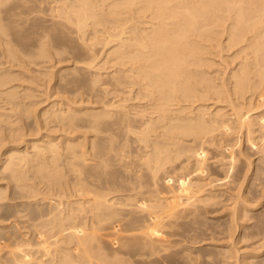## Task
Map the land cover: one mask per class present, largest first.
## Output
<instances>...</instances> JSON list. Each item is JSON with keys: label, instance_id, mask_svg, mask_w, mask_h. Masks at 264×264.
<instances>
[{"label": "bare ground", "instance_id": "bare-ground-1", "mask_svg": "<svg viewBox=\"0 0 264 264\" xmlns=\"http://www.w3.org/2000/svg\"><path fill=\"white\" fill-rule=\"evenodd\" d=\"M1 1V0H0ZM58 1V0H57ZM3 2V1H2ZM43 2V1H42ZM61 2V0H60ZM1 3V2H0ZM4 3V2H3ZM56 3V2H55ZM36 4V3H35ZM34 4V6H36ZM53 4V3H52ZM59 4V3H58ZM61 4V3H60ZM62 6L58 7L55 12L56 14H52L57 16V19L61 20V23H58V25H60V28L62 27H66V31H68L69 28L74 27V29H70L68 31L67 34H76V38L77 36L79 37L78 43L79 41L81 43H77L79 46L81 44H84L82 47L84 49H86V52L89 51L87 54H92L93 52H97L98 50L93 51L94 48H96V44L97 45H101L104 49H107L109 47V52H107L106 54L108 55V57L113 56L112 59L113 60L112 63L115 64V62L117 63L115 66H119V70L116 71V76H118L120 73V77H115L113 76L112 80H114V84L116 83V87L118 86H123V87H129L132 89L134 87H136V96L137 99H150V101H153L152 105V111L153 114L155 113L157 115V118L153 117V119H150L147 121V123H145V130L141 132V136L139 137L140 141L142 142H149V140L147 138H144V136H148V138H150L147 133H154L156 131H159V129L162 128V133L163 134H159L162 135L163 137L165 136L164 141L162 140V142H158V140H156L157 142L153 143V148L151 149L152 151V155L149 156L147 159H143L146 160V162L144 163V167H147L146 169H148L149 171V175L152 179H156L158 178V174H160V172L162 170H164L165 173V168L167 167L168 164H170L171 162H178V160H180L184 155H188V157H193L192 159L195 158L196 160V165L193 164V169L196 166V172L194 169V175L195 173H198L197 171H199V173L201 172V170L204 169L205 165H206V161H204L206 159V157L208 156L207 151L205 149L206 146V141L204 142L203 139L202 141L205 143L202 144L198 149L194 148V145L190 144L188 146L187 143L183 144V142L181 143L180 139L181 136H186L189 137L188 135L190 134V136H197V138L199 137H204V140L206 139V137H210L208 136L209 134H213L215 132V134L217 135V132H221V133H225L224 136H226L227 134H231L234 132V134H241V133H246L247 137H251V135H253V133L255 131H252L254 129V125L251 119L252 114L250 115V112L254 109L252 108V104H246L245 101L248 99V94L250 93L251 96H253L254 94H257L256 96H258L259 101H261V103L264 102V0H67L64 1L62 0ZM22 5V4H20ZM26 6V5H25ZM18 7V5H17ZM16 8V7H15ZM20 8V7H19ZM30 8V6H29ZM56 8V7H55ZM105 8H109L108 10ZM129 9H133V13L130 14L135 15L138 12L142 14H145V16H148L150 18V21H142L140 24L143 26L141 27L140 24H135L133 27L129 26V22L130 20H132L131 18H133V16L128 17L130 10ZM42 11V10H41ZM50 11V9H49ZM108 11V12H105ZM126 11H129L127 13V15L125 14ZM28 12V11H26ZM40 12V10H39ZM53 12V11H50ZM125 12V13H124ZM135 12V13H134ZM23 13V12H22ZM32 13V12H31ZM107 13V14H104ZM126 15L124 18H119L118 16L120 14ZM138 13V15H139ZM27 14V13H26ZM116 15V17H115ZM11 16V15H10ZM53 16V17H55ZM100 16H103L102 18H100ZM142 16V15H141ZM13 17V16H12ZM37 17V16H36ZM112 17V18H111ZM118 17V19H117ZM127 17V18H126ZM111 18V19H110ZM45 19V18H44ZM54 19V18H53ZM120 19V20H119ZM125 19V20H124ZM31 20V19H30ZM46 20V19H45ZM135 20V19H134ZM33 21V20H32ZM133 21V20H132ZM131 21V22H132ZM38 22V21H37ZM89 22H93L95 23L96 27L99 28L100 26H107V24L110 26H108L109 29H107L106 32V36L105 34H103V32H101L105 37L101 38H95V36H91V38L87 37V30L88 28H90V23ZM134 22V21H133ZM228 22H230L229 26H225V24H227ZM13 23V22H12ZM34 23V22H33ZM48 23V22H47ZM137 23V22H135ZM36 24V22H35ZM44 24V22H43ZM134 24V23H133ZM149 24V26H148ZM4 25V24H3ZM14 25V24H13ZM30 25V23H29ZM90 25V26H89ZM126 25V26H125ZM213 25V26H212ZM33 26V25H32ZM43 26V25H41ZM48 26V25H47ZM62 26V27H61ZM215 26V27H214ZM16 27V26H15ZM51 27V26H50ZM57 27V26H56ZM96 27H93L94 29H97ZM213 27V28H212ZM13 28V27H12ZM36 28L40 29L39 33H35L38 34L36 35L37 37L42 33L40 27H32L30 28L31 30L34 29L36 30ZM64 28H62L64 30ZM46 29V28H45ZM44 29V30H45ZM48 29V28H47ZM53 29V28H52ZM87 29V30H86ZM14 30V29H13ZM12 30V31H13ZM19 30V29H18ZM49 30V29H48ZM45 30V31H48ZM0 37L1 34L5 35L6 37L8 36V30H5V28L1 27L0 25ZM33 31V30H32ZM31 31V32H32ZM44 31L43 34H45L46 32ZM90 31V30H89ZM114 31V32H112ZM10 32V31H9ZM26 32V31H25ZM29 32V34L31 33ZM41 32V33H40ZM51 32V31H50ZM92 32V30L90 31V33ZM227 32L228 34V40L230 42H232L234 47H238L240 48L239 54L241 56V54L244 55V57L242 58L243 61L239 64L240 66L238 67L237 71L235 72V70L233 72L234 75V82H233V88L231 90L227 89L226 86L224 84L226 83H222L221 82V86L220 84H216L214 81V77L211 78L209 75V73L207 72V70L205 69L206 67H208L210 64L209 59L206 57L207 54L210 53V50L214 48V44L216 42L219 41L218 37L220 36L219 34H223ZM15 33V32H13ZM48 33V32H47ZM57 33V32H56ZM97 33L100 35V31H97ZM97 33H94L97 34ZM34 34V33H32ZM31 34V35H32ZM42 34V35H43ZM61 34V33H60ZM16 35V34H15ZM91 35V34H90ZM89 35V36H90ZM11 36V35H10ZM26 36V35H25ZM41 36V35H40ZM48 36V35H47ZM46 36V37H47ZM56 36V35H55ZM3 37V36H2ZM32 37V36H31ZM43 37V36H41ZM49 37V36H48ZM68 37V36H67ZM66 37V39H67ZM72 37V36H71ZM94 40V43L92 44H88L89 40L86 39H90V43L91 40ZM22 38V37H21ZM26 38V37H25ZM51 38V35H50ZM17 39V38H16ZM30 39V38H28ZM34 39V38H33ZM41 38L40 40V45H39V51L34 55L36 58H45L47 57L50 53V51L48 52L47 50V43L45 39ZM48 39V38H47ZM54 39V38H53ZM52 39V40H53ZM69 39V38H68ZM67 39V40H68ZM4 43L7 42L5 41V39H3ZM20 40V39H18ZM31 40V39H30ZM35 40V39H34ZM92 40V42H93ZM12 41V40H11ZM9 41V42H11ZM39 41V40H38ZM51 41V40H50ZM49 41V42H50ZM96 41V42H95ZM18 42V41H17ZM34 42V41H31ZM69 42V41H68ZM67 42V44H68ZM71 42V41H70ZM74 42V41H72ZM83 42V43H82ZM86 42V43H85ZM102 42V43H101ZM215 42V43H214ZM222 42V41H221ZM13 43V42H12ZM27 43V42H26ZM25 43V44H26ZM52 43H54L52 41ZM101 43V44H98ZM228 43V42H227ZM57 44V43H56ZM74 44V43H73ZM88 44V45H87ZM221 44V43H217ZM231 43H229L228 45H230ZM5 45V44H4ZM5 45V46H6ZM66 45V43H65ZM112 45H115L114 47L110 48ZM9 46V44L7 45ZM12 46V45H10ZM23 46V45H22ZM38 46V45H37ZM50 46V45H49ZM68 46V45H66ZM95 46V47H94ZM221 46V45H220ZM219 45L215 47L219 48ZM226 46V45H225ZM2 47V45L0 46ZM18 47V45H17ZM21 47V46H20ZM53 47V46H51ZM70 47V44L69 46ZM72 47V46H71ZM70 47V49H71ZM230 47L231 46H227ZM11 47L6 48L8 49L10 52ZM15 50V47H13ZM25 48V47H24ZM56 48V47H55ZM59 48V47H58ZM72 48H75L72 47ZM78 48V47H77ZM77 48H75L74 50L78 51ZM83 48H78V49H83ZM101 48V47H100ZM102 48V51H103ZM232 48V47H231ZM3 49V48H2ZM12 49V48H11ZM38 49V48H37ZM54 49V48H53ZM52 49V50H53ZM83 49V51H85ZM88 49V50H87ZM221 49V48H220ZM5 50V49H4ZM13 50V49H12ZM66 50V49H65ZM72 50V49H71ZM107 50V51H108ZM217 50V49H216ZM233 50V49H232ZM17 51V50H15ZM20 51V50H18ZM17 51V52H18ZM57 52H54L55 55L59 52L58 50H56ZM82 51V52H83ZM100 51V50H99ZM98 51V53H99ZM14 51H12L9 54L14 55L13 53ZM26 52V51H24ZM29 52V51H28ZM53 52V51H52ZM71 52H74L73 50ZM80 52V53H82ZM105 52V51H103ZM213 52V51H212ZM49 53V54H48ZM61 53V52H60ZM66 53L69 54L68 51H66ZM84 53V52H83ZM102 52H100L99 55H101ZM221 53V52H220ZM223 53V51H222ZM7 54V53H5ZM23 54V53H22ZM77 54V53H76ZM103 54V53H102ZM211 54V53H210ZM234 54V53H233ZM238 54V56H239ZM21 55V54H20ZM26 55V54H25ZM63 55V54H62ZM66 55V54H65ZM82 55V54H81ZM98 55V54H97ZM98 55V56H99ZM106 55V57H107ZM236 55V54H235ZM17 56V55H16ZM54 56V55H53ZM88 56V55H87ZM103 56V55H102ZM216 56V55H215ZM218 56V55H217ZM3 57V55H2ZM14 57V56H13ZM12 57V58H13ZM25 57V56H24ZM30 57V56H29ZM34 57V58H35ZM67 57V56H66ZM69 57V56H68ZM67 57V59H68ZM77 57V56H75ZM83 57V55H82ZM90 59V61H94L96 58V54H92L88 56ZM107 57V58H108ZM210 57V56H209ZM236 57V56H235ZM9 58V55H8ZM55 57H53L52 59L54 60ZM62 58V57H61ZM60 58V59H61ZM65 58V57H64ZM78 58V57H77ZM81 58V57H80ZM217 58V57H216ZM237 58V57H236ZM239 58V57H238ZM11 59V58H10ZM14 59V58H13ZM18 59V58H17ZM57 59V56H56ZM59 59V60H60ZM109 59V60H112ZM240 59V58H239ZM12 60V59H11ZM22 60V59H21ZM20 60V61H21ZM26 60V59H25ZM58 60V61H59ZM65 60V59H64ZM82 60V59H81ZM87 60V59H86ZM86 60H82V62L85 63ZM106 60V59H105ZM212 60V59H211ZM236 60V59H235ZM9 61V60H8ZM14 61V60H13ZM13 61L8 62L13 63ZM16 61V60H15ZM14 61V63H15ZM34 61V60H33ZM52 61V60H51ZM61 61V60H60ZM71 60H69L70 62ZM74 61V59H73ZM72 61V62H73ZM209 61V62H208ZM6 62V61H5ZM39 62V60H38ZM41 62V61H40ZM68 62V61H67ZM79 61H76V63ZM102 62V61H101ZM108 62V61H107ZM7 63V64H8ZM17 63V61H16ZM19 63V62H18ZM21 63V62H20ZM27 63V62H26ZM43 63V61H42ZM58 63V62H57ZM60 63V62H59ZM75 63V64H76ZM41 64V63H40ZM86 64V63H85ZM89 64V63H88ZM86 64V65H88ZM92 64L93 68V63L90 62V66ZM229 64V63H228ZM1 65V64H0ZM11 65V64H10ZM15 65V64H14ZM25 65V64H24ZM28 65V64H27ZM81 65V64H79ZM227 65V64H226ZM41 66V65H40ZM49 66V65H48ZM232 66V65H231ZM3 67V66H2ZM10 67V66H9ZM12 67V65H11ZM22 66L18 65V68ZM26 67V66H25ZM31 66H27V68H29ZM38 67V66H36ZM47 67V66H46ZM228 67H230L228 65ZM34 68V67H33ZM39 68V67H38ZM37 68V69H38ZM90 68V67H89ZM88 68V69H89ZM226 68V67H225ZM237 68V67H236ZM11 69V68H10ZM98 69V68H97ZM96 69V70H97ZM100 69V67H99ZM115 69V68H114ZM3 70V69H2ZM9 70V69H8ZM75 70V69H74ZM86 70V69H85ZM95 70V69H94ZM95 70V72H96ZM102 71V69H100ZM107 70V69H106ZM116 70V69H115ZM1 71V70H0ZM33 71V69L31 70ZM30 71V72H31ZM41 71V70H40ZM47 71V70H46ZM119 71V72H118ZM210 71V68H209ZM3 72V71H2ZM6 72V71H5ZM4 72V73H5ZM29 72V71H27ZM39 72V70H38ZM43 72V71H42ZM40 72V73H42ZM49 72V71H47ZM69 72V71H68ZM92 72V71H91ZM100 72V71H99ZM8 73V72H7ZM15 73V72H14ZM19 73V72H18ZM25 73V72H24ZM35 73V72H34ZM46 73V72H44ZM64 73V72H63ZM62 73V74H63ZM98 73V72H97ZM214 73V72H213ZM33 74V73H32ZM31 74V75H32ZM60 73V75H62ZM79 74V73H78ZM88 74V73H87ZM91 74V73H90ZM94 74V73H93ZM34 75V74H33ZM44 75V74H42ZM225 75V74H224ZM252 75H254L256 77V79H254L252 77ZM10 76L12 75H6L5 74H0V94L1 96L6 95L8 98L13 96V92H8L5 93V91H3V89L8 86L9 82H10ZM18 76V75H17ZM46 76L47 73H46ZM93 76V75H92ZM96 76V75H95ZM16 77V76H14ZM103 77V76H102ZM112 77V76H111ZM115 77V79H114ZM40 78V77H39ZM95 78V77H94ZM13 79V77L11 78V80ZM18 79V78H17ZM20 79V78H19ZM34 79V78H33ZM93 79V78H92ZM96 79V78H95ZM100 79V78H99ZM217 79V78H216ZM32 80V79H30ZM101 80V79H100ZM110 80V79H109ZM232 80V79H231ZM18 81V80H17ZM79 81V80H78ZM83 81V80H81ZM79 81V82H81ZM88 81V80H87ZM221 81V80H220ZM225 81V80H224ZM22 82V81H21ZM78 82V84H80ZM85 82V81H84ZM91 82V81H90ZM95 82V81H93ZM226 82V81H225ZM99 83V82H98ZM60 84V83H59ZM94 84V83H93ZM223 84V85H222ZM229 84V82H228ZM22 85V84H21ZM81 85V84H80ZM79 85V86H80ZM91 85V84H90ZM89 85V87L91 88V86ZM232 85V84H231ZM59 86V85H58ZM82 86V85H81ZM106 86V85H105ZM4 87V88H3ZM62 88V85L60 86ZM59 87V88H60ZM86 87V86H85ZM88 87V86H87ZM99 87V86H97ZM103 87V85H102ZM13 88V87H12ZM76 88V87H75ZM2 89V90H1ZM17 89V88H16ZM15 89V90H16ZM66 89V88H65ZM70 89V88H69ZM84 89V88H82ZM81 89V90H82ZM93 89V88H92ZM103 89V88H102ZM118 89V88H117ZM116 89V90H117ZM124 89V88H122ZM9 90V89H8ZM86 90V89H85ZM84 90V91H85ZM97 90V88H96ZM129 90V89H127ZM60 91V90H59ZM95 91V90H94ZM100 91V90H99ZM125 91V90H124ZM213 91V92H212ZM215 91V92H214ZM107 92V91H106ZM126 92V91H125ZM212 92L213 96H215L216 94H219L218 97H221L222 95L224 96V94L227 97L232 98L236 97L237 103L232 105L233 109L231 108V110H233L232 112V116L233 118H225V115L219 114V112L217 113V115H211L213 117H208L209 121L205 119V115H209L206 112V114H203L202 110L199 111V109L195 110L199 111L198 113L194 114L195 116L197 115V118H193L191 119L189 122L187 120L188 125L185 126V124H179L181 126L184 127H179V125L176 126L177 123H174L175 119H178L179 116L180 118H182L180 115L181 112H183V108L186 110L185 107L183 106H178V104L180 105L182 102L186 101V103L188 101H193L192 103H196L194 100H197L196 98L198 97L201 99H207V97H212L210 96V93ZM4 93V95H3ZM65 93V92H64ZM69 93V92H68ZM67 93V94H68ZM76 93V92H75ZM81 93V92H80ZM88 93V92H87ZM90 93V92H89ZM102 93V92H101ZM70 94V93H69ZM73 94V92H72ZM121 94V93H120ZM133 94V93H132ZM215 94V95H214ZM17 95V92H16ZM113 95V93L111 94ZM116 95V94H115ZM119 95V94H118ZM221 95V96H220ZM15 96V93H14ZM77 96V95H76ZM110 96V95H109ZM255 96V95H254ZM253 96V97H254ZM6 97V98H7ZM22 97V96H21ZM75 97V95H74ZM102 97V96H101ZM129 97V94H128ZM208 97V99H210ZM5 98V97H4ZM5 98V100H6ZM28 98V97H26ZM71 98V97H70ZM69 98V99H70ZM73 98V97H72ZM71 98V99H72ZM127 98V97H126ZM225 98V97H223ZM1 99V97H0ZM77 99V97H76ZM107 99V98H106ZM109 99V98H108ZM130 99V98H129ZM136 99V100H137ZM205 99V100H206ZM218 99V98H217ZM221 99V98H220ZM250 98L248 101L251 102ZM4 100V99H3ZM18 100V99H17ZM73 100V99H72ZM75 100V98H74ZM197 100V101H198ZM216 100V99H215ZM226 100V99H225ZM230 102H233V100L231 101V99H229ZM6 101H9L6 100ZM11 101V100H10ZM14 101V100H12ZM23 101V100H22ZM82 101V100H81ZM80 101V102H81ZM94 101V100H93ZM123 101V100H122ZM135 101V100H134ZM139 101V100H138ZM137 101V102H138ZM201 101V100H200ZM219 101V99H218ZM217 101V102H218ZM228 101V100H227ZM247 101V102H248ZM258 101V102H259ZM79 102V103H80ZM126 102V101H125ZM216 102V101H213ZM223 102V101H222ZM221 102V103H222ZM6 103V102H5ZM11 103V102H10ZM94 103V102H93ZM111 103V102H110ZM113 103V102H112ZM121 103V102H120ZM134 103V102H133ZM149 103V102H148ZM177 103L176 107V112L177 114H174L173 111L175 112V110H173V107H175ZM207 103V102H205ZM219 103V102H218ZM3 104V102H2ZM13 104V103H12ZM15 104V103H14ZM71 104V103H70ZM91 104V103H90ZM95 104V103H94ZM105 104V103H104ZM103 104V105H104ZM114 104V103H113ZM132 104V103H131ZM130 104V105H131ZM143 104V103H142ZM197 104V103H196ZM216 104V103H215ZM220 104V103H219ZM246 104V105H245ZM257 104V103H256ZM8 105V104H7ZM64 105V104H63ZM74 105V104H73ZM76 105V104H75ZM116 105V104H115ZM129 105V106H130ZM195 105V104H194ZM199 105V104H198ZM264 105V104H263ZM5 106V104H4ZM95 106V105H94ZM112 106V105H111ZM117 106V105H116ZM115 106V108H116ZM121 106V104L119 105V107ZM135 106V105H134ZM193 106V105H192ZM248 108L246 109L247 107ZM262 106V105H260ZM14 107V106H13ZM21 107V106H20ZM25 107V106H24ZM107 107V106H106ZM138 107V106H137ZM190 107V106H188ZM187 107V108H188ZM246 107V108H245ZM17 108V107H16ZM29 108V107H28ZM68 108V107H67ZM111 108V107H110ZM121 108V107H120ZM198 108V107H197ZM200 108V107H199ZM213 108V106H212ZM219 108V107H218ZM244 108L246 111H244ZM259 108V107H258ZM4 109V108H2ZM1 109V110H2ZM6 109V108H5ZM11 109V108H10ZM24 109V108H23ZM58 109V108H57ZM69 109V108H68ZM89 109V108H88ZM125 108H123L122 110H124ZM128 109V108H127ZM141 109V108H140ZM194 109V108H193ZM193 109L191 112H193ZM202 109V108H200ZM204 109V108H203ZM260 109H262L260 107ZM25 110V109H24ZM30 110V108H29ZM51 110V109H50ZM56 110V109H55ZM102 110V109H101ZM100 110V111H101ZM105 110V109H104ZM109 110V109H108ZM117 110V109H116ZM150 110V112H151ZM8 111V109H7ZM10 111V110H9ZM8 111V112H9ZM12 111V110H11ZM15 111V110H14ZM52 111V110H51ZM83 111V110H82ZM111 111V109H110ZM144 111V110H143ZM25 112H29V111H25ZM72 112V111H71ZM90 112V110H89ZM88 112V113H89ZM107 112V111H106ZM126 112V111H123ZM128 112V111H127ZM126 112V114H124V116H121V121H119V125L120 128L122 129V125L125 128V130L130 131L131 124L129 122L130 118L128 113ZM135 112V111H134ZM133 112V113H134ZM186 112V111H185ZM190 112V113H191ZM196 112V111H194ZM7 113V112H6ZM50 113V112H48ZM54 113V111H53ZM61 113V112H60ZM63 113V112H62ZM69 113V112H68ZM67 113V116H70ZM74 113V112H73ZM77 113V112H76ZM87 113V111L85 112ZM110 113V112H109ZM113 112H111L112 115ZM117 113V112H115ZM172 113V114H171ZM189 112L187 114H190ZM216 113V112H215ZM222 113V110H221ZM261 113V112H260ZM9 114V113H8ZM33 114V113H32ZM55 114V113H54ZM52 114V115H54ZM147 114V113H146ZM152 114V113H151ZM149 114V115H151ZM182 114V113H181ZM28 115V114H27ZM30 115V114H29ZM58 115V114H55ZM54 115V116H55ZM62 115V114H61ZM66 114H63V116L65 117ZM76 115V114H75ZM87 115V114H85ZM105 115V114H104ZM116 114H114L115 117ZM118 115V114H117ZM121 115V114H120ZM131 115V114H130ZM135 115V114H134ZM140 115V114H139ZM144 115V114H143ZM174 115V116H173ZM191 115V114H190ZM193 115V114H192ZM2 116V114H1ZM7 116V115H6ZM17 116V115H16ZM62 116V117H63ZM78 116V114H77ZM80 116V115H79ZM89 116V115H87ZM98 116V115H97ZM106 116V115H105ZM176 116V117H175ZM228 116V115H226ZM257 116V115H256ZM262 116V115H261ZM3 117V116H2ZM0 117V118H2ZM15 117V116H14ZM19 117V116H18ZM59 117V116H58ZM57 117V118H58ZM63 117V118H64ZM95 117V116H94ZM112 117V116H110ZM113 117V118H114ZM138 117V116H136ZM143 117V116H142ZM189 117V115H188ZM253 117V116H252ZM255 117V116H254ZM6 118V117H5ZM47 118V117H46ZM52 118V117H51ZM56 118V117H55ZM67 118V117H66ZM72 118V119H71ZM68 117V119L70 120H74L73 117ZM91 118V116H90ZM116 118V117H115ZM123 118V119H122ZM135 118V117H134ZM155 118V119H154ZM175 118V119H174ZM179 118V119H180ZM9 119H11L9 117ZM13 119V118H12ZM61 119V118H60ZM65 119V118H64ZM77 119V118H76ZM80 119V118H79ZM78 119V120H79ZM85 119V118H84ZM87 119V118H86ZM96 127L98 126V123L100 125L101 121H103V117L98 116V118L96 117ZM120 119V118H119ZM178 119V120H179ZM184 119V118H183ZM183 119H180L179 122ZM189 119V118H188ZM254 119V118H253ZM260 119V118H259ZM58 120V119H55ZM62 120V119H61ZM70 120V121H71ZM105 120V119H104ZM109 120V118H108ZM111 120V119H110ZM134 120V119H133ZM173 120L171 124V121ZM255 120V119H254ZM257 120V119H256ZM255 120V121H256ZM262 120V119H261ZM5 121V120H4ZM68 121V120H67ZM71 121V123H72ZM75 121V120H74ZM73 121V122H74ZM82 121V119H81ZM90 121V120H89ZM88 121V122H89ZM92 121V120H91ZM90 121V122H91ZM131 121V120H130ZM260 120H258L259 122ZM17 122V121H16ZM56 122V121H54ZM60 122V121H59ZM66 122V121H65ZM69 122V121H68ZM79 122V121H78ZM85 122V121H84ZM115 122H117V120H115ZM139 122V121H138ZM141 122V121H140ZM170 122V123H169ZM177 122V121H176ZM185 121H182V123H184ZM258 122H254L258 123ZM262 123H258V125H261L262 127L258 129V131L262 134H260L263 138H264V134L262 132H264V119L261 121ZM8 123V122H7ZM61 123V122H60ZM64 123V122H63ZM67 123V122H66ZM64 123V124H66ZM69 122L68 125L71 124ZM77 123V122H76ZM112 123H114L112 121ZM118 123H115L118 126ZM181 123V122H180ZM5 124V123H4ZM62 124V123H61ZM91 124V123H90ZM89 124V125H90ZM113 124V126L115 125ZM147 124V125H146ZM76 124L73 123L72 126H74ZM93 125V124H92ZM103 125V124H102ZM115 125V126H116ZM170 125V127H168ZM173 128H172V126ZM257 125V124H256ZM257 125V126H258ZM9 126V125H8ZM13 126V125H12ZM65 126V125H64ZM70 126V127H72ZM88 126V124H87ZM112 126V125H111ZM112 126V127H113ZM135 126V125H134ZM138 126V125H136ZM147 126V127H146ZM3 127V125H2ZM7 127V126H6ZM14 127V126H13ZM75 127V126H74ZM73 127V128H74ZM95 127V126H94ZM93 127V128H94ZM106 127V126H105ZM104 127V128H105ZM253 127V129H252ZM256 127V126H255ZM76 128V127H75ZM82 128V127H81ZM84 128V127H83ZM108 128V127H107ZM111 128V127H110ZM109 128V131H110ZM117 128V127H116ZM115 128V130H116ZM142 128V127H141ZM171 128V129H170ZM6 129V128H5ZM69 129V128H68ZM67 129V130H68ZM77 129V128H76ZM80 129V128H79ZM96 129V128H95ZM101 129V128H100ZM113 129V128H111ZM134 129V128H133ZM164 129L166 131H164ZM17 130V129H16ZM22 130V129H21ZM66 130V131H67ZM78 130V129H77ZM89 131L91 130L90 128L88 129ZM97 130V129H96ZM107 130V129H106ZM114 130V129H113ZM112 130V131H113ZM124 130V129H123ZM138 130V129H137ZM12 131V130H11ZM73 131V130H72ZM95 131V130H94ZM99 131V130H98ZM97 131V133H98ZM104 131V130H103ZM102 131V132H103ZM117 131V130H116ZM119 131V130H118ZM132 131V129H131ZM130 131V132H131ZM139 131H141V129H139ZM258 131H256L257 133H259ZM262 131V132H261ZM23 132V131H22ZM21 132V133H22ZM101 132V131H99ZM136 132V131H134ZM255 132V133H256ZM12 136H15V134ZM18 133V132H17ZM20 133V131H19ZM18 133V134H19ZM20 133V134H21ZM68 133V132H67ZM96 133V132H95ZM107 133V131H106ZM121 133V130H120ZM123 133V132H122ZM133 133V131L131 132ZM152 133V134H153ZM157 133V132H156ZM161 133V131L159 132ZM221 133H218L220 135H223ZM3 134V133H2ZM1 134V135H2ZM85 134V133H84ZM83 134V135H84ZM87 134V131H86ZM90 134V133H89ZM116 134V133H115ZM136 134V133H135ZM138 134V132H137ZM151 134V135H152ZM233 134V135H234ZM236 134V135H237ZM0 135V136H1ZM10 135V134H9ZM70 135V134H69ZM72 135V134H71ZM118 135V134H116ZM125 135V133H124ZM134 135V134H133ZM154 135H156L154 133ZM157 134V136L160 138ZM167 135V137H166ZM215 135V137H217ZM3 136V135H2ZM6 136V135H5ZM21 136V135H19ZM23 136V135H22ZM21 136V137H22ZM85 136V135H84ZM100 136V134H99ZM104 136V135H103ZM107 136V135H106ZM135 136V135H134ZM213 137V135H212ZM212 137H210L211 139H213ZM214 137V140L216 139ZM223 137V136H222ZM228 137V136H226ZM232 137V136H231ZM87 138V137H86ZM101 138V137H100ZM106 138V137H105ZM154 138V137H153ZM185 138V137H184ZM183 138V139H184ZM196 138V137H194ZM241 138V137H240ZM262 138V140H263ZM94 139V138H92ZM96 139V137H95ZM99 140V138H97ZM96 139V140H97ZM108 139V137L106 138ZM110 139H112L110 137ZM138 139V137H137ZM156 139V138H155ZM187 139V138H186ZM201 140V138H199ZM225 139V138H224ZM228 139V138H227ZM235 139V138H234ZM252 139L248 138L247 140ZM254 139V138H253ZM1 140V139H0ZM16 140V139H14ZM77 140V139H76ZM109 140V139H108ZM126 140V139H125ZM133 140V138H132ZM138 140V141H139ZM146 140V141H145ZM167 140V142H166ZM209 140V139H208ZM218 139L216 140V142H218ZM221 140V139H220ZM237 140V139H236ZM259 140V139H257ZM4 141V140H3ZM13 141V140H12ZM51 141V140H49ZM54 141V140H53ZM92 141V140H91ZM104 141V139H103ZM102 140L97 142V143H92L94 144L93 146L95 148L92 147L93 150H96L94 152L95 157H98V159L102 161V163L104 162V164L106 163L107 160V153L109 154L110 149L113 147L112 144L106 145V142L104 143ZM112 141H114L112 139ZM128 141V140H127ZM185 142V139L183 140ZM200 141V142H202ZM222 141V140H221ZM17 142V141H16ZM40 142V141H39ZM52 142V141H51ZM57 142V140L55 141ZM72 142V141H71ZM95 142V140H94ZM122 142V141H121ZM209 142V141H207ZM220 142V141H219ZM252 142V141H251ZM37 143V142H35ZM47 143V142H46ZM54 143V142H52ZM70 143V142H69ZM74 143V142H73ZM82 143V142H80ZM108 143H111L110 141ZM114 143V142H113ZM117 143V142H116ZM193 143V142H192ZM197 143V142H196ZM231 143V142H230ZM255 143V142H254ZM39 144V143H38ZM37 144V145H38ZM43 144V143H41ZM49 144V146L47 145L46 148H50L47 149L48 152H51L53 155L49 160H51L48 163H52L54 166H51L47 163L46 164L40 162V164H44L43 167H39V170H37V175L38 177H44V178H49L51 180H53L54 182L57 181L56 184L58 187L62 184V178L64 177V180L67 182L66 178L62 172L64 169H62L61 172V167H59V165L61 166V159H62V154H60L56 145L51 144L50 142L47 143ZM60 144V143H59ZM68 144V143H67ZM79 144V143H78ZM77 144V145H78ZM83 144V143H82ZM91 144V145H92ZM135 144V143H134ZM138 144V143H137ZM148 144V143H147ZM146 143L143 144L142 148L145 145L146 148ZM187 144V145H186ZM198 144V143H197ZM201 144V143H200ZM211 144H216L213 143L211 141ZM220 144V143H219ZM223 144V142H222ZM236 144V143H235ZM238 144V143H237ZM250 144V143H249ZM264 144V143H263ZM45 145V144H44ZM58 145V144H57ZM75 145V144H74ZM119 145V144H118ZM217 145V144H216ZM215 145V146H216ZM33 146V145H32ZM36 146V144H35ZM42 146V145H41ZM68 146H70L68 144ZM73 146V145H72ZM79 146V145H78ZM81 146V145H80ZM84 146V145H83ZM82 146V147H83ZM112 146V147H111ZM134 146V145H133ZM137 146V145H136ZM140 146V145H139ZM150 146V145H149ZM209 146V145H208ZM214 146V145H213ZM237 146V145H236ZM259 146V145H258ZM44 147V146H43ZM56 147V148H55ZM74 148H69L66 151V158L64 160H67L65 162L70 163L69 167H74V168H70V172H72L73 170V177L75 174V179L73 178L72 181L73 183H71V185L75 183V185L73 186V190L76 191V194H79V199H76L73 203L74 205L69 207V210H66L64 206H62L63 201L59 198L60 201H52L49 203L50 206H48V208L43 209L42 211H32V214H34V216L32 217V220L34 223L30 224L29 228L32 229V227L36 230V234L32 236L37 238H33L35 239V241H32L31 238H28V232L31 230H28L26 232H19V230L17 231V233L11 231L10 230H3V233L0 231V238L3 239L4 242V246L0 245V264H130V263H134V264H159L158 263V259L160 254H161V250H162V245L166 244L165 242H163V236L162 234L167 235L168 236H173L172 232H168L167 230H171V228H175L176 226H178L181 223L179 222V219L184 218V208L180 205H182V198H181V194L182 191H184V193L186 195H188V193H190L191 191L193 192V188H190L192 185H190V183H183L184 178L182 181L183 186L186 184L190 185V187L188 186V188L186 187H182L184 189H190V192H185L186 190H182L181 188V192L179 191V193H173V191H168L171 194L173 193V195L171 196V198H164L166 200L164 203L161 202V204H150V202L153 200L152 196V200L149 202L146 200V198H144V200L142 199V202L137 203L136 199L137 196H135L136 198L134 199V202L136 201V206H137V211H133L134 212H128L126 214H123L116 206V204L114 203L115 201H113L112 199H109L108 197L111 196L109 195V193H107V190H111L112 186H118L120 183V177L117 176V174L115 173H111V172H107V164H103L100 163L96 164V163H92L91 161L89 162L90 159L87 160V158L85 159L87 155L83 149L82 150H76L75 146H73ZM85 147V146H84ZM233 147V146H232ZM230 147V148H232ZM35 148V147H34ZM41 148V147H40ZM44 148V149H46ZM151 148V147H150ZM147 148V149H150ZM207 148V147H206ZM217 148V147H216ZM57 151L59 152H56ZM60 149V148H59ZM67 149V148H65ZM91 149V150H92ZM114 149V148H113ZM116 149V148H115ZM140 149V147H139ZM137 150V149H136ZM229 150V149H228ZM234 150V149H233ZM240 150V149H239ZM14 151V150H13ZM35 151V149H34ZM38 151V150H37ZM37 151L35 153V155L37 154ZM41 151V150H40ZM39 151V152H40ZM83 151V152H82ZM89 151V150H88ZM113 151V150H112ZM149 151V150H148ZM241 151V150H240ZM10 152V151H9ZM47 152V151H46ZM118 152V151H117ZM121 152V151H120ZM137 152V151H136ZM140 152V151H139ZM217 152V151H216ZM226 152V151H225ZM232 152V151H231ZM263 152V151H262ZM17 153V152H16ZM15 152H10V156L7 158L5 165V170L3 168L4 171H7L9 173L8 176L9 178H15L16 182L19 180V184H23L20 182H24V180L20 181V179H24L27 174H23L25 172H23L22 174L19 172V170H21V167L19 168L21 162L23 160H29V155L28 156H23V154H16ZM22 153V152H19ZM32 153H34L32 151ZM41 153L43 154V152L41 151ZM48 153V154H51ZM85 153V154H84ZM123 153V151H122ZM106 154V156H105ZM114 154V153H113ZM144 154V152H143ZM148 154V153H147ZM151 154V152H150ZM230 154V153H229ZM236 154V153H235ZM9 155V154H8ZM117 155V154H116ZM135 155V154H134ZM146 155V154H144ZM242 155V153H241ZM246 155V154H245ZM40 156V155H39ZM37 156V157H39ZM44 156V155H43ZM94 156V155H93ZM147 156V155H146ZM210 156V155H209ZM32 157V156H31ZM34 157V156H33ZM46 157V156H44ZM106 158L104 161L103 158ZM124 157V156H123ZM187 157V156H186ZM219 157V156H218ZM228 157V156H227ZM65 158V157H64ZM125 158V157H124ZM146 158V157H144ZM229 163L234 162L236 160V156H234L233 153H231V155L229 156ZM238 158V157H237ZM37 159V158H36ZM43 159V158H42ZM96 159V160H98ZM103 159V160H102ZM136 159V158H135ZM224 159V158H222ZM249 159V158H248ZM46 160V159H45ZM140 160V159H139ZM208 160V158L206 159ZM211 160V159H210ZM215 160V159H213ZM228 160V159H227ZM31 161V160H29ZM28 161V162H29ZM39 161V160H38ZM43 161V160H42ZM117 161V160H116ZM123 161V160H122ZM134 161V160H133ZM204 161V162H203ZM209 161V160H208ZM249 161V160H247ZM64 162V163H65ZM120 162V161H119ZM127 162V161H126ZM218 162V161H217ZM220 162V161H219ZM117 163V162H116ZM121 163V162H120ZM171 163V164H172ZM32 164V162H31ZM39 164V163H38ZM66 164V163H65ZM140 164V163H139ZM182 164V163H181ZM214 164V163H213ZM212 164V165H213ZM247 164V163H246ZM262 164V163H261ZM33 165V164H32ZM64 165V164H63ZM62 165V166H63ZM67 165V164H66ZM72 165V166H71ZM183 165V164H182ZM186 165V164H185ZM184 165V166H185ZM210 165V164H209ZM217 165V164H216ZM232 165V164H231ZM39 166V165H38ZM41 166V165H40ZM114 166V165H113ZM250 166V165H249ZM25 167V166H24ZM36 167V166H35ZM34 167V168H35ZM65 167V166H64ZM63 167V168H64ZM120 167V166H119ZM208 167V166H207ZM227 167V166H226ZM181 168V167H180ZM229 168V167H228ZM109 169V168H108ZM141 169V167H140ZM182 169H185L182 167ZM181 169V170H182ZM187 169V167H186ZM207 169V168H205ZM204 169V170H205ZM2 170V169H1ZM35 170V171H36ZM114 170V169H113ZM167 170V169H166ZM181 170H178L179 172ZM177 171V172H178ZM184 171V170H183ZM233 171V170H232ZM122 172V171H121ZM178 172V173H179ZM206 172V171H204ZM203 172V173H204ZM209 172V171H208ZM230 172V171H229ZM248 172H249V168H248ZM68 173V172H67ZM163 173V171H162ZM173 173V172H172ZM176 173V172H175ZM174 173V174H175ZM190 173V172H188ZM192 173V174H193ZM202 174V173H200ZM224 173V172H223ZM247 173V172H246ZM32 174V173H31ZM30 174V175H31ZM71 174V173H70ZM191 174V173H190ZM208 174V173H207ZM231 174V173H230ZM229 174V175H230ZM6 175V174H5ZM120 175V174H119ZM173 175V174H172ZM180 175V174H178ZM188 175V174H187ZM186 175V176H187ZM225 175V174H224ZM69 176V174H68ZM189 176V175H188ZM192 176V175H191ZM190 176V177H191ZM201 176V175H200ZM203 176V175H202ZM244 176V175H243ZM144 177V176H143ZM162 177V176H161ZM165 177V176H164ZM172 177V176H170ZM169 177V178H170ZM174 177V176H173ZM194 177V176H193ZM204 177V176H203ZM209 177V176H208ZM213 177V176H212ZM237 177V176H236ZM71 178V177H69ZM119 178V179H117ZM132 178V177H131ZM134 178V177H133ZM180 178V179H181ZM200 178V177H199ZM228 178V177H227ZM233 178V177H232ZM246 178V177H245ZM7 179V178H6ZM124 179V178H123ZM171 179V178H170ZM173 179V178H172ZM171 179V180H172ZM179 179V180H180ZM187 179V178H186ZM26 180V179H25ZM32 180V179H31ZM35 180V179H34ZM63 180V182H65ZM136 182H132V184H139V187L142 188L143 186L141 185H145L142 183V179L140 180L136 178ZM158 180V179H157ZM165 180V179H164ZM188 180V179H187ZM190 180V179H189ZM192 180V179H191ZM214 180V179H213ZM238 180V179H237ZM247 180V179H246ZM262 180V179H261ZM29 181V180H27ZM33 181V180H32ZM37 181V180H36ZM41 181V180H40ZM47 181V180H46ZM45 181V182H46ZM52 181V182H53ZM71 181V180H70ZM68 181V182H70ZM71 181V182H72ZM131 181V180H130ZM155 181V180H154ZM174 182V180H172ZM178 181V180H177ZM186 181V180H185ZM195 181V180H194ZM198 181V180H197ZM200 181V180H199ZM203 181V180H202ZM207 181V178H206ZM31 182V181H30ZM29 182V184H30ZM35 182V181H34ZM38 182V181H37ZM51 182V183H52ZM53 182V183H54ZM65 184H63V186L65 185V187L67 186ZM67 182V183H68ZM119 182V183H118ZM168 182V181H165ZM204 182V181H203ZM257 182V181H256ZM13 183V182H12ZM28 183V182H27ZM40 183V182H39ZM44 183V180H43ZM131 183V182H130ZM162 183V182H161ZM164 183V182H163ZM177 183V182H176ZM179 183V182H178ZM181 183V182H180ZM193 183V182H192ZM197 183V182H196ZM208 183V182H207ZM213 183V182H212ZM211 183V184H212ZM215 183V182H214ZM213 183V184H214ZM236 183V182H235ZM243 183V182H242ZM34 184V183H33ZM37 184V183H36ZM49 184V183H48ZM60 184V185H59ZM126 184V183H125ZM129 184V183H128ZM149 184V183H148ZM167 184V183H166ZM209 184V183H208ZM233 184V183H232ZM231 184V185H232ZM13 185V184H12ZM24 185V184H23ZM25 185L26 181H25ZM32 186V183L30 184ZM40 185V184H37ZM68 185H70L68 183ZM123 186V184H120ZM155 185V184H154ZM158 185V184H157ZM164 185V184H162ZM170 182L168 183L169 186ZM180 185V184H179ZM195 185V184H194ZM202 185V184H201ZM205 185V184H204ZM238 185V184H237ZM240 185V184H239ZM263 185V184H262ZM22 186V185H21ZM20 186V187H21ZM30 186V187H31ZM51 186V184H50ZM57 186H53V188L57 187ZM133 186V185H132ZM131 186V187H132ZM196 186V185H195ZM24 187V186H23ZM29 187V185L27 186ZM61 187V186H60ZM72 187V186H70ZM112 187V188H111ZM121 186H119L118 188H120ZM134 187V186H133ZM175 187V186H174ZM177 187V186H176ZM180 187V186H179ZM200 187V185H199ZM202 187V186H201ZM200 187V188H201ZM212 187V186H211ZM242 187V186H240ZM26 188V187H25ZM36 188V187H35ZM68 188V187H67ZM66 188V189H67ZM95 188V189H94ZM155 188V187H154ZM200 188H198V191L200 190ZM207 188V186H206ZM210 188V187H209ZM232 188V187H231ZM238 188V187H237ZM5 189V188H4ZM40 189V188H39ZM59 189V188H58ZM136 189L138 190V188L134 187V188H130L129 190H133L136 191ZM157 189V188H156ZM172 189V188H171ZM177 189V188H176ZM204 189V188H202ZM6 190V189H5ZM14 190V188H13ZM31 190V189H30ZM34 189H32L31 191H33ZM38 190V188H37ZM41 190V189H40ZM53 190V189H51ZM63 190V188H62ZM105 190V191H104ZM119 190V189H117ZM178 190V189H177ZM180 190V189H179ZM238 190H241V188ZM237 190V191H238ZM7 191V190H6ZM5 191V194L3 193V191H1L0 189V201L4 202L3 200L7 198V192ZM16 191V190H15ZM42 191V190H41ZM40 191V192H41ZM50 191V190H49ZM55 191V190H54ZM59 190H57L58 192ZM61 191V189H60ZM59 191V192H60ZM68 191V189H67ZM66 191V192H67ZM72 191V190H71ZM126 191V189H125ZM153 191V190H152ZM189 191V190H188ZM197 191V190H196ZM205 191V190H204ZM223 191V190H222ZM64 192V191H63ZM70 192V191H68ZM73 192V191H72ZM121 192V191H120ZM137 192V191H136ZM178 192V191H177ZM195 192V191H194ZM262 192V191H261ZM39 193V192H38ZM46 193V191L44 190V192ZM39 193V194H41ZM54 193V192H53ZM56 193V191H55ZM65 193V192H64ZM64 193L63 196H64ZM124 193V192H123ZM127 193V192H126ZM142 192H140L141 194ZM150 193V192H149ZM153 193V192H152ZM156 193V192H155ZM158 193V192H157ZM162 193V192H160ZM169 193V194H170ZM200 193V192H199ZM236 193V190H235ZM240 193V192H239ZM32 194V193H31ZM36 194V193H35ZM41 194V195H42ZM52 194V193H51ZM60 193H57V195H59ZM164 194V193H163ZM192 194V193H191ZM198 194V193H195ZM207 194V193H206ZM259 194V193H258ZM17 195V193H16ZM48 195V194H47ZM55 195V194H54ZM71 195V193H70ZM74 196V193L72 194ZM145 195H147L145 193ZM149 195V194H148ZM157 195V194H155ZM159 195V193H158ZM190 195V194H189ZM236 195V194H235ZM243 195V194H242ZM11 196V195H10ZM15 196V195H14ZM40 197V195H38ZM43 196H45L43 194ZM49 196V195H48ZM170 196V195H169ZM169 196H165V197H169ZM184 196V194H183ZM193 196L194 193H193ZM192 196V197H193ZM21 197V195H20ZM18 195L17 197H12V200H15L16 198H20ZM50 197V196H49ZM55 197V196H52ZM51 197V198H52ZM59 197V196H57ZM70 197V196H69ZM125 197V196H124ZM133 197V196H132ZM130 197V198H132ZM186 197V196H184ZM188 197V196H187ZM197 196H195L196 199ZM243 197V196H242ZM22 198V197H21ZM34 198V196H33ZM44 198V197H43ZM48 198V197H47ZM45 198V200L47 199ZM73 198V197H72ZM116 198V197H115ZM129 198V199H130ZM157 198V197H156ZM161 198V197H160ZM181 198V199H180ZM191 197H188L186 199H190ZM201 198V197H198ZM206 198V197H205ZM222 198V197H221ZM36 199V197H35ZM58 199V198H57ZM114 199V198H113ZM128 199V198H127ZM150 199V198H149ZM230 199V198H229ZM264 199V198H263ZM20 200V199H19ZM18 199L16 201H19ZM22 200V199H21ZM20 200V201H21ZM24 200V199H23ZM34 200V199H33ZM49 200V199H48ZM56 200V199H55ZM159 200V198H158ZM181 200V202H180ZM192 200V198H191ZM197 200V199H196ZM200 200V199H199ZM238 200V198L236 199ZM244 200V199H242ZM6 201H9V199L7 198ZM15 201V202H16ZM28 201V200H27ZM36 201V200H35ZM68 201V200H66ZM129 201V200H128ZM131 201V200H130ZM147 201V202H146ZM156 201V199H155ZM198 201V200H197ZM197 201L195 202H191V203H197ZM211 201V200H209ZM241 201V200H240ZM248 201V200H247ZM45 202V201H44ZM43 202V203H44ZM69 202V201H68ZM133 202V201H132ZM187 200L184 202L186 203ZM203 202V201H202ZM21 203V202H20ZM20 203L18 205H20ZM31 203V202H30ZM156 203V202H155ZM183 203V204H184ZM190 203V202H189ZM190 203V204H191ZM212 203V202H210ZM218 203V202H217ZM236 203V202H235ZM37 204V203H36ZM47 204V203H46ZM45 204V205H46ZM129 204V203H127ZM138 204V205H137ZM188 204V202H187ZM187 204H185L184 206H188ZM189 204V205H190ZM200 204V203H199ZM237 204V203H236ZM235 204V205H236ZM253 204V203H252ZM9 205V203H8ZM25 205V204H24ZM22 205V207L24 206ZM39 205V204H38ZM64 205V204H63ZM68 205V204H67ZM196 205V204H194ZM248 205V204H247ZM4 207V203L3 205H1L0 203V208ZM21 206V205H20ZM19 206V207H20ZM135 206V205H134ZM243 206V205H242ZM10 207V205H9ZM13 207V206H12ZM17 207V205L15 206ZM45 207V206H44ZM121 207V206H120ZM119 207V208H120ZM190 207H194L193 205ZM236 207V206H235ZM253 207V206H252ZM8 208V207H6ZM18 208V207H17ZM122 208V207H121ZM189 208V207H187ZM10 209V208H9ZM12 209V208H11ZM16 209V208H15ZM15 209H13L15 211ZM27 209V208H26ZM41 209V208H40ZM136 209V208H135ZM235 209V208H234ZM250 209V208H249ZM12 210V211H13ZM19 210V209H18ZM38 210V209H37ZM184 210V211H183ZM196 210V209H195ZM239 210V209H238ZM10 212H12L11 210H9ZM191 211V210H190ZM194 211V210H193ZM20 211H17V213ZM28 212H30L28 210ZM188 212V211H187ZM237 212V211H236ZM2 213V212H1ZM15 213V212H14ZM16 213V215H17ZM142 213V214H141ZM233 213V212H232ZM248 213V212H247ZM13 214V213H11ZM192 215V214H191ZM190 215V216H191ZM236 215V214H235ZM12 216V215H11ZM234 216V215H233ZM189 217V216H188ZM231 217V216H230ZM1 218V217H0ZM13 218V217H12ZM235 218V216H234ZM11 219V218H10ZM250 219V218H249ZM1 220V219H0ZM8 220V219H7ZM195 220V219H194ZM6 221V220H5ZM9 221V220H8ZM182 221V220H181ZM235 221V220H234ZM4 222V221H3ZM5 223V222H4ZM195 223V222H194ZM238 223V222H237ZM176 225V226H175ZM9 226V225H8ZM180 226V225H179ZM198 226V225H197ZM238 227V226H236ZM10 228H12V226H10ZM183 228V227H182ZM202 228V227H201ZM206 228V227H205ZM4 229V228H3ZM18 229V228H17ZM164 229H166V231H164ZM185 229V228H184ZM210 229V228H209ZM216 229V228H215ZM16 230V229H13ZM21 230V229H20ZM168 230V231H169ZM196 230V229H195ZM237 230V229H236ZM172 231V230H171ZM176 231V230H175ZM206 231V230H205ZM204 231V232H205ZM212 231V230H211ZM215 231V230H214ZM213 231V232H214ZM218 231V230H217ZM232 231V230H231ZM19 232V233H18ZM33 232V231H32ZM166 232V234H165ZM186 232V231H185ZM208 232V231H207ZM222 232V231H221ZM233 232V231H232ZM263 232V231H262ZM31 233V232H29ZM212 233V232H211ZM229 233V232H228ZM32 234V233H31ZM172 234V235H171ZM180 234V233H179ZM177 234V236L179 235ZM187 234V233H186ZM185 234V235H186ZM201 234V233H200ZM216 234V233H215ZM221 234V233H220ZM161 235V237H160ZM194 235V234H193ZM213 235V234H212ZM223 235V234H222ZM31 236V235H29ZM203 236V235H202ZM206 236V235H205ZM224 236V235H223ZM228 236V235H227ZM200 237V236H199ZM215 237V235H214ZM233 237V236H231ZM27 238L29 240H27ZM162 238V239H161ZM177 238V237H176ZM188 238V237H187ZM192 238V237H191ZM205 238V237H204ZM31 239V240H30ZM182 239V238H181ZM185 239V238H184ZM218 239V238H217ZM231 239V238H230ZM229 239V240H230ZM233 239V238H232ZM115 240L116 243H118V247H112V241ZM234 240V239H233ZM165 241V239H164ZM182 241V240H181ZM180 241V242H181ZM194 241V240H192ZM196 241V240H195ZM205 241V240H204ZM167 242V241H166ZM176 242V241H175ZM190 242V241H188ZM216 242V241H215ZM218 242V241H217ZM223 242V241H221ZM225 242V241H224ZM232 242V240H231ZM114 243V242H113ZM120 243V244H119ZM161 243V244H160ZM163 243V244H162ZM170 243V242H169ZM236 243V242H235ZM117 245V244H116ZM120 245V246H119ZM161 245V246H160ZM197 245V244H196ZM33 247L34 251L31 252L29 251V247ZM161 250H159L160 248ZM120 247V248H119ZM167 247V246H166ZM114 248H119V250H115ZM176 248V247H175ZM182 248V247H181ZM165 249V247L163 248ZM167 249V248H166ZM194 249V248H193ZM223 249V248H222ZM228 249V248H227ZM237 250V248H236ZM164 253H166L165 250H163ZM237 252V251H236ZM235 252V253H236ZM240 252V251H239ZM167 254V253H166ZM165 255V254H164ZM126 258H125V257ZM194 256V255H193ZM238 256V254H237ZM236 256V257H237ZM130 257L132 262H130V259L128 258ZM161 257V256H160ZM224 257V256H223ZM164 258V257H163ZM167 258V257H166ZM194 258V257H193ZM211 258V257H210ZM236 259V258H235ZM157 262H156V261ZM168 260V259H166ZM192 260V259H191ZM228 260V259H227ZM231 260V258H230ZM169 261V260H168ZM187 261V260H186ZM130 262V263H128ZM163 262V259H162ZM200 262V261H199ZM237 262V259H236ZM132 263V264H133ZM162 264V263H161ZM163 264H166L163 263ZM169 264V263H168ZM239 264V263H237ZM247 264V263H246Z\"/></svg>", "mask_w": 264, "mask_h": 264}, {"label": "rangeland", "instance_id": "rangeland-1", "mask_svg": "<svg viewBox=\"0 0 264 264\" xmlns=\"http://www.w3.org/2000/svg\"><path fill=\"white\" fill-rule=\"evenodd\" d=\"M4 3H3V2ZM43 1V2H42ZM67 1V0H63ZM0 25L1 27L5 28V30H8V36L6 37L5 35L1 34L0 37V46L2 45V47H0V74H5L6 75H12L10 76V82L8 84V86H6L3 91H5V93H8L10 90V92H13V96L11 97H7L6 95L1 96L0 94V189L1 191H3V193L5 194V191L7 192V198L9 199V201H6V199H4L2 201H0L1 205H3L4 203V207L2 206L0 208V231L3 233V230L7 231L10 230L17 233V231L19 230V232H26L28 230H30L31 228H29L30 224L34 223L32 220V217L34 216V214H32V211H42L45 208H48V206H50V202L52 201H60L59 198L63 201L62 206L65 207L66 210H69V207L74 205V201L76 199H79V194H76V191L73 190V186L74 185L71 183H73L72 179L75 177L72 176L73 175V170L72 172H70V168H74L72 165V167H69L70 163H67L65 161H67L68 159L66 158V151L69 148H74L73 146H75L76 150L80 151L83 149V151L87 154L84 155L86 156L85 159L87 158L90 159L89 162L91 161L92 163H96L99 164L101 159L99 160L98 157H95L94 152L96 150H93V148H95L93 145L99 141H103L104 139V143L106 142V145L112 144V148L110 149L109 154L107 153V160L106 161L105 157L103 158L104 161H106L105 164H107L108 166L107 168V172H113L115 174H117L118 177H120V183L117 186H112L114 188H112L111 190H107L106 192L109 193L108 198L112 199L113 201H115L114 203L116 204V206H118L117 208L123 213H130V212H134L137 211V206H136V201L138 203L142 202L141 200L144 198H146V200L148 201V204L150 202V204H161V202H165L163 200H166L167 198H171V196L173 195L174 191L176 193H179V191L181 192L184 188L182 187H190V185H192L190 188H193V192L190 189H184L186 190L185 192H190L188 193V195H186L184 193V191H182L181 196V200L180 202L182 203V206L185 210L183 215L184 218L179 219L178 226H176L175 228H171V230H167L168 232H174L173 236H168L164 234H162V238H163V242H165L166 244L162 245V247L165 249L160 248L159 246V250H161V254L159 256L158 259V263L159 264H163L166 262V264H264V138L263 136L260 137L262 134L258 131L259 127L261 128V125H258V123H262L261 121L264 119V102L261 103V101H259L258 96H256L257 94H254L253 96H251V94H248V99L245 101L246 104L251 103L252 108H254L251 112L250 115L251 119L253 122L252 125H254V129L252 127V131H258L259 133H253V135H251L252 139L247 140L248 138L251 137H247L248 135L246 133H241L239 134H227L226 136L225 133H221V132H217V135L215 134V132L213 134H209L208 136L212 137L213 135V139H211L210 137H206V139L204 140V137H199L201 138V140L199 138H197V136L193 135L190 136V134L188 135L189 137L186 136H181V143L183 142V144L187 143L188 146L190 144L194 145V148H199L202 144H204L205 146V141H206V146L205 149L207 151L208 156L206 157V159L208 158V160H204L206 161V165L204 167L207 169H203L201 170L200 174L199 171H197L200 175H198V173H195L194 175V169L196 168V166L193 169V164L196 165V160L195 158L192 159L193 157H188V155H184L180 160H178V162H171L170 164L167 165V167L165 168V173L164 170L163 173L162 171L160 172V174H158V178L156 179H152L149 175V171L148 169H146L147 167H144V163L146 162V160L143 159H147L149 156L152 155V151L151 149H154L153 147V143L157 142L156 140H158V142H162V140L164 141L163 138H165V136L163 137L162 135L159 134H163L162 133V128L159 129V131L154 132L156 135H154V133H150L148 132L147 134L150 135L148 138V136H144V138H147L149 140V142H147L146 140V148L145 145L142 148L143 144H145L144 142L140 141L139 137L141 136V132L145 130V123H147L148 120L153 119V117L157 118V115L151 110L152 109V103L153 101H150V99L148 100L145 99H137L136 96V87H134L132 89L127 87H123V86H118L116 87V83L114 84V80H112L113 76L115 77H120V73H118L119 75L116 76V71L119 70V66H115L117 63L113 62L112 59L113 56L108 57V55L106 54L107 52H109V47L107 49H104L102 44L104 43H98L101 44L99 45H95L96 48L93 49V51L95 50H100L99 53L98 51L93 52L92 54H96V58L95 60L92 62L90 61V59H88L89 55L92 54H87L89 51L86 52V49H84L82 46L84 44H81L80 47L83 48L85 51H83V49H78L80 48L78 45L79 43H81L79 37L77 36L76 38V34H67L68 31L71 29H74V27H67L69 30L66 31V27H62L64 28V30L62 28H60V25H58V23H61L62 21L57 19V16L52 15V14H56L55 10L62 6V0L60 2V0H1L0 1ZM56 2V3H55ZM36 3V4H35ZM53 3V4H52ZM59 3V4H58ZM61 3V4H60ZM22 4V5H20ZM34 4L36 6H34ZM18 5V7H17ZM26 5V6H25ZM60 5V6H59ZM30 6V8H29ZM16 7V8H15ZM20 7V8H19ZM56 7V8H55ZM53 11L50 12L49 11ZM105 9H109V8H105ZM40 10V12H39ZM42 10V11H41ZM130 13L128 15V17H130L133 13V9H129ZM28 11V12H26ZM23 12V13H22ZM32 12V13H31ZM108 12V11H105ZM129 11H126V15ZM132 12V13H131ZM27 13V14H26ZM123 13V14H124ZM135 13V12H134ZM139 13V12H138ZM135 14L132 15L133 18H131L132 20H130L129 25L127 27H129L130 25L134 26L135 24H140L142 21H150V18L148 16H145V14L139 15ZM107 14V13H104ZM122 15L120 14L118 17L121 18L120 21H122V18H124L126 15ZM11 15V16H10ZM13 16V17H12ZM37 16V17H36ZM55 16V17H53ZM131 16V17H132ZM103 16H100V18H102ZM116 17V15H115ZM117 17V19H118ZM46 20H45V19ZM54 18V19H53ZM112 18V17H111ZM110 18V19H111ZM127 18V17H126ZM31 19V20H30ZM135 19V20H134ZM33 20V21H32ZM125 20V19H124ZM38 21V22H37ZM132 21V22H131ZM13 22V23H12ZM34 22V23H33ZM36 22V24H35ZM44 22V24H43ZM48 22V23H47ZM137 22V23H135ZM30 23V25H29ZM90 23V28H88L87 30V37L91 38V36H95L94 39L97 40V38H101L106 36V30L109 29L108 28V24L107 26H100L96 27L95 23L93 22H89ZM134 23V24H133ZM4 24V25H3ZM14 24V25H13ZM33 25V26H32ZM43 25V26H41ZM48 25V26H47ZM141 25V24H140ZM230 22H228L227 24H225V26H229ZM16 26V27H15ZM40 27L41 29L48 30L45 31L44 29L41 30V37L40 35L37 37L35 33H39L40 29L36 28V30L34 29H30L32 27ZM51 26V27H50ZM57 26V27H56ZM126 26V25H125ZM130 26V27H131ZM132 26V27H133ZM149 26V24H148ZM213 26V25H212ZM13 27V28H12ZM93 27H96L97 29H94ZM110 27V26H109ZM141 27H143L141 25ZM215 27V26H214ZM48 28V29H47ZM53 28V29H52ZM213 28V27H212ZM14 29V30H13ZM19 29V30H18ZM13 30V31H12ZM92 30V32L90 33V31ZM10 31V32H9ZM26 31V32H25ZM32 31V32H31ZM44 31L46 32L45 34ZM51 31V32H50ZM97 31H100V35L97 33ZM1 32V31H0ZM15 32V33H13ZM29 32H31L29 34ZM48 32V33H47ZM57 32V33H56ZM103 32V34H105V36L101 33ZM114 32V31H112ZM34 33V34H32ZM61 33V34H60ZM94 33H97L94 35ZM16 34V35H15ZM32 34V35H31ZM43 34V35H42ZM91 34V35H90ZM11 35V36H10ZM26 35V36H25ZM49 37H48V36ZM51 35V38H50ZM56 35V36H55ZM90 35V36H89ZM220 36L218 37L219 39V43L218 44L220 47L217 48L215 47L218 46L217 43L218 42H214L215 44L213 45L214 48L210 50V53L206 55V57L209 59V66L206 67L205 69L207 70V72L210 74L209 76L211 78L214 79L216 84H220L221 86V82L226 86L227 89L231 90L233 88V82H234V73L237 71L238 67L240 66L239 64L243 61V57L244 55L239 54L240 48H236L233 46L232 42H230L228 39V34L227 32L225 33H221L219 34ZM3 36V37H2ZM32 36V37H31ZM47 36V37H46ZM68 36V37H67ZM72 36V37H71ZM22 37V38H21ZM26 37V38H25ZM67 37V39H66ZM97 37V38H96ZM17 38V39H16ZM30 38V39H28ZM35 40H34V39ZM41 38L45 39V41L47 43V50L49 55L45 58H36L34 55L39 51V45H40V40ZM48 38V39H47ZM54 38V39H53ZM3 39H5V41L7 42V45L9 44V46L6 45V43L2 42L4 41ZM20 39V40H18ZM42 39V41H43ZM53 39V40H52ZM79 39V43L78 40ZM12 40V41H11ZM39 40V41H38ZM51 40V41H50ZM89 40L88 44H92L94 43L93 37L90 43V39H86ZM11 41V42H9ZM18 41V42H17ZM34 41V42H31ZM50 41V42H49ZM52 41L54 43H52ZM69 41V42H68ZM71 41V42H70ZM74 41V42H72ZM222 41V42H221ZM13 42V43H12ZM27 42V43H26ZM44 42V41H43ZM68 42V44H67ZM78 44H77V43ZM85 42V43H86ZM96 42V41H95ZM228 42V43H227ZM26 43V44H25ZM57 43V44H56ZM70 44V47H74L77 48L78 51L74 50L75 48L71 49L74 52H71L72 50L70 49V47L65 45ZM74 43V44H73ZM83 43V42H82ZM229 43H231L230 45H228ZM6 46H5V45ZM87 44V45H88ZM12 45V46H10ZM18 45V47H17ZM23 45V46H22ZM38 45V46H37ZM50 45V46H49ZM226 45V46H225ZM21 46V47H20ZM53 46V47H51ZM94 46V47H95ZM115 45H112L110 48L114 47ZM227 46H231L230 49ZM10 48L11 52L14 51V55L9 54L11 53L8 49ZM15 50H20V51H15ZM25 47V48H24ZM56 47V48H55ZM59 47V48H58ZM101 47V48H100ZM3 48V49H2ZM8 48V49H6ZM38 48V49H37ZM54 48V49H53ZM103 48V52L102 51ZM221 48V49H220ZM5 49V50H4ZM53 49V50H52ZM66 49V50H65ZM217 49V50H216ZM233 49V50H232ZM56 50H58L59 54L57 53L55 55L54 52H57ZM88 50V49H87ZM108 50V51H107ZM26 51V52H24ZM29 51V52H28ZM53 51V52H52ZM66 51L69 52L66 53ZM84 53H83V52ZM213 51V52H212ZM223 51V53H222ZM9 52V53H8ZM61 52V53H60ZM82 52V53H80ZM101 53V55H99ZM221 52V53H220ZM7 53V54H5ZM23 53V54H22ZM77 53V54H76ZM234 53V54H233ZM21 54V55H20ZM26 54V55H25ZM63 54V55H62ZM66 54V55H65ZM83 57H82V55ZM99 56H98V55ZM236 54V55H235ZM239 54V56H238ZM3 55V57H2ZM9 55V58H8ZM17 55V56H16ZM54 55V56H53ZM88 55V56H87ZM103 55V56H102ZM107 55V57H106ZM216 55V56H215ZM218 55V56H217ZM14 56V57H13ZM25 56V57H24ZM30 56V57H29ZM57 56V59H56ZM68 59H67V57ZM77 56V57H75ZM210 56V57H209ZM237 58H236V57ZM14 59H13V58ZM35 57V58H34ZM53 57L54 60L52 59ZM62 57V58H61ZM65 57V58H64ZM81 57V58H80ZM217 57V58H216ZM240 59H239V58ZM12 60H11V59ZM18 58V59H17ZM61 58V59H60ZM22 59V60H21ZM26 59V60H25ZM61 61H60V60ZM65 59V60H64ZM74 59V61H73ZM86 60L85 63L86 64H90L93 63V68L92 64L91 66L88 64L86 65L84 62H82V60ZM106 59V60H105ZM112 59V60H109ZM212 59V60H211ZM236 59V60H235ZM9 60V61H8ZM15 63H14V61ZM21 60V61H20ZM34 60V61H33ZM39 60V62H38ZM52 60V61H51ZM59 60V61H58ZM69 60H71L69 62ZM6 61V62H5ZM12 62L10 63L8 62ZM41 61V62H40ZM43 61V63H42ZM68 61V62H67ZM73 61V62H72ZM76 61H79L76 63ZM102 61V62H101ZM108 61V62H107ZM19 62V63H18ZM21 62V63H20ZM27 62V63H26ZM58 62V63H57ZM60 62V63H59ZM8 63V64H7ZM41 63V64H40ZM76 63V64H75ZM229 63V64H228ZM15 64V65H14ZM25 64V65H24ZM28 64V65H27ZM81 64V65H79ZM227 64V65H226ZM19 66H22L21 69ZM41 65V66H40ZM49 65V66H48ZM228 65L230 67H228ZM232 65V66H231ZM3 66V67H2ZM10 66V67H9ZM26 66V67H25ZM27 66H31L29 68H27ZM38 66V67H36ZM47 66V67H46ZM34 67V68H33ZM90 67V68H89ZM102 69V71L99 69ZM226 67V68H225ZM237 67V68H236ZM11 68V69H10ZM38 68V69H37ZM89 68V69H88ZM98 68V69H97ZM116 70H115V69ZM210 68V71H209ZM3 69V70H2ZM9 69V70H8ZM33 69V71H31ZM75 69V70H74ZM86 69V70H85ZM96 72H95V70ZM107 69V70H106ZM39 70V72H38ZM41 70V71H40ZM49 72H47V71ZM235 70V72H233ZM3 71V72H2ZM6 71V72H5ZM29 71V72H27ZM31 71V72H30ZM43 71V72H42ZM69 71V72H68ZM92 71V72H91ZM100 71V72H99ZM5 72V73H4ZM8 72V73H7ZM15 72V73H14ZM19 72V73H18ZM25 72V73H24ZM35 72V73H34ZM42 72V73H40ZM46 72L48 76H46ZM64 72V73H63ZM98 72V73H97ZM119 72V71H118ZM214 72V73H213ZM34 75H33V74ZM60 73L62 75H60ZM79 73V74H78ZM88 73V74H87ZM91 73V74H90ZM94 73V74H93ZM32 74V75H31ZM44 74V75H42ZM225 74V75H224ZM18 75V76H17ZM93 75V76H92ZM96 75V76H95ZM16 76V77H14ZM103 76V77H102ZM112 76V77H111ZM13 77V79L11 80V78ZM40 77V78H39ZM96 79H95V78ZM114 77V79H115ZM252 77L254 79H256V77L254 75H252ZM18 78V79H17ZM20 78V79H19ZM34 78V79H33ZM93 78V79H92ZM101 80H100V79ZM116 78V79H117ZM217 78V79H216ZM32 79V80H30ZM110 79V80H109ZM115 79V80H116ZM232 79V80H231ZM18 80V81H17ZM81 82H79V81ZM88 80V81H87ZM221 80V81H220ZM226 82H225V81ZM22 81V82H21ZM85 81V82H84ZM91 81V82H90ZM95 81V82H93ZM78 82L80 84H78ZM99 82V83H98ZM229 82V84H228ZM60 83V84H59ZM94 83V84H93ZM22 84V85H21ZM91 84V85H90ZM222 84V85H223ZM232 84V85H231ZM59 85V86H58ZM62 85V88L60 87ZM80 85V86H79ZM89 85L91 86V88L89 87ZM103 85V87H102ZM106 85V86H105ZM86 86V87H85ZM88 86V87H87ZM99 86V87H97ZM13 87V88H12ZM60 87V88H59ZM76 87V88H75ZM17 88V89H16ZM66 88V89H65ZM70 88V89H69ZM84 88V89H82ZM93 88V89H92ZM97 88V90H96ZM103 88V89H102ZM118 88V89H117ZM124 88V89H122ZM9 89V90H8ZM16 89V90H15ZM82 89V90H81ZM86 89V90H85ZM117 89V90H116ZM2 90V89H1ZM60 90V91H59ZM85 90V91H84ZM95 90V91H94ZM100 90V91H99ZM126 92H125V91ZM107 91V92H106ZM17 92V95H16ZM65 92V93H64ZM70 94H69V93ZM73 92V94H72ZM76 92V93H75ZM81 92V93H80ZM88 92V93H87ZM90 92V93H89ZM102 92V93H101ZM213 92V91H212ZM212 92L210 93L209 97L210 99H201L198 97L196 98L197 100H194L196 103H192L193 101H188L186 103V101L182 102L180 105L178 104V106H183L186 108V110L183 108V112L180 113V115L183 119L179 122L178 119L174 120V123H177V125L179 124H186L187 120L188 122L193 119V118H197V115L195 116L194 114L198 113L199 111L204 110V112H206L209 115H205V119L206 121L208 119V117H213L211 116L213 115H217V113L219 112V114L225 115V118H230L232 116V112L233 110H231V108L233 107L232 105L236 104L237 101L236 97L230 98L227 97L225 94L224 96L220 95L221 97H218L219 94H214L215 96H213ZM215 92V91H214ZM15 93V96H14ZM68 93V94H67ZM113 93V95H111ZM121 93V94H120ZM133 93V94H132ZM116 94V95H115ZM119 94V95H118ZM129 94V97H128ZM75 95V97H74ZM77 95V96H76ZM110 95V96H109ZM218 95V96H217ZM22 96V97H21ZM102 96V97H101ZM9 99V101H6ZM28 97V98H26ZM73 99H71V98ZM77 97V99H76ZM127 97V98H126ZM225 97V98H223ZM70 98V99H69ZM75 98V100H74ZM107 98V99H106ZM109 98V99H108ZM130 98V99H129ZM219 101H218V99ZM221 98V99H220ZM251 99V102H249L248 100ZM4 99V100H3ZM18 99V100H17ZM137 99V100H136ZM216 99V100H215ZM226 99V100H225ZM233 100V102H230ZM11 100V101H10ZM14 100V101H12ZM23 100V101H22ZM82 100V101H81ZM94 100V101H93ZM123 100V101H122ZM135 100V101H134ZM139 100V101H138ZM201 100V101H200ZM228 100V101H227ZM81 101V102H80ZM126 101V102H125ZM138 101V102H137ZM216 101V102H213ZM220 103H218V102ZM223 101V102H222ZM248 101V102H247ZM259 101V102H258ZM3 102V104H2ZM6 102V103H5ZM11 102V103H10ZM80 102V103H79ZM95 104H94V103ZM111 102V103H110ZM114 104H113V103ZM121 102V103H120ZM134 102V103H133ZM149 102V103H148ZM207 102V103H205ZM222 102V103H221ZM13 103V104H12ZM15 103V104H14ZM71 103V104H70ZM91 103V104H90ZM105 103V104H104ZM132 103V104H131ZM143 103V104H142ZM216 103V104H215ZM257 103V104H256ZM5 104V106H4ZM8 104V105H7ZM64 104V105H63ZM74 104V105H73ZM76 104V105H75ZM104 104V105H103ZM117 106H116V105ZM121 104V108L119 107V105ZM131 104V105H130ZM154 104V103H153ZM195 104V105H194ZM199 104V105H198ZM232 104V105H231ZM245 104V105H246ZM95 105V106H94ZM112 105V106H111ZM130 105V106H129ZM135 105V106H134ZM193 105V106H192ZM250 105V104H249ZM262 105V106H260ZM14 106V107H13ZM21 106V107H20ZM25 106V107H24ZM107 106V107H106ZM116 106V108H115ZM138 106V107H137ZM177 103L175 105V107H173V110H175V112L173 111L174 114H177L176 112V107ZM190 106V107H188ZM213 106V108H212ZM250 107H245L246 109L251 108ZM17 107V108H16ZM30 110H29V108ZM69 109H68V108ZM111 107V108H110ZM188 107V108H187ZM199 109V111L195 110ZM198 107V108H197ZM202 109H200V108ZM219 107V108H218ZM259 107V108H258ZM260 107L262 109H260ZM4 108V109H2ZM6 108V109H5ZM11 108V109H10ZM25 110H24V109ZM58 108V109H57ZM89 108V109H88ZM123 108H125L124 110H122ZM128 108V109H127ZM141 108V109H140ZM194 108V109H193ZM204 108V109H203ZM244 108V111H246ZM2 109V110H1ZM8 109V111H7ZM52 111H51V110ZM56 109V110H55ZM102 109V110H101ZM105 109V110H104ZM109 109V110H108ZM111 109V111H110ZM117 109V110H116ZM193 112L189 111V110ZM233 109V108H232ZM12 110V111H11ZM15 110V111H14ZM83 110V111H82ZM90 110V112H89ZM101 110V111H100ZM144 110V111H143ZM151 110V112H150ZM222 110V113H221ZM25 111H29V112H25ZM58 114V115H55ZM72 111V112H71ZM87 111V113H85ZM107 111V112H106ZM123 111H128V115L130 118L129 122L131 124L130 131L132 129L133 133H131L128 129L125 130V128L122 125V129L120 128L119 125V121H121V116L124 114H126V112ZM135 111V112H134ZM186 111V112H185ZM196 111V112H194ZM7 112V113H6ZM50 112V113H48ZM61 112V113H60ZM63 112V113H62ZM69 112V113H68ZM74 112V113H73ZM77 112V113H76ZM89 112V113H88ZM110 112V113H109ZM111 112L112 115H111ZM117 112V113H115ZM134 112V113H133ZM190 114H187V113ZM203 114H206L204 113ZM216 112V113H215ZM261 112V113H260ZM9 113V114H8ZM33 113V114H32ZM67 113L70 116H67ZM124 113V114H123ZM147 113V114H146ZM152 113V114H151ZM2 114V116H1ZM28 114V115H27ZM30 114V115H29ZM54 114V115H52ZM62 114V115H61ZM63 114H66L65 117L63 116ZM76 114V115H75ZM78 114V116H77ZM89 116H87V115ZM106 116H105V115ZM114 114L115 117H114ZM118 114V115H117ZM121 114V115H120ZM131 114V115H130ZM135 114V115H134ZM140 114V115H139ZM144 114V115H143ZM151 114V115H149ZM172 114V113H171ZM193 114V115H192ZM211 114V115H210ZM7 115V116H6ZM17 115V116H16ZM80 115V116H79ZM103 117V121H101L100 125L98 123V126L96 127V117L98 118V116ZM189 115V117H188ZM228 115V116H226ZM257 115V116H256ZM262 115V116H261ZM15 116V117H14ZM19 116V117H18ZM59 116V117H58ZM65 118H63V117ZM75 116V121L73 122L71 119V117L74 118ZM91 116V118H90ZM95 116V117H94ZM112 116V117H110ZM127 116V114H126ZM138 116V117H136ZM143 116V117H142ZM174 116V115H173ZM255 116V117H254ZM6 117V118H5ZM9 117L11 119H9ZM47 117V118H46ZM52 117V118H51ZM56 117V118H55ZM58 117V118H57ZM67 117V118H66ZM68 117H70L71 121L68 119ZM114 117V118H113ZM135 117V118H134ZM176 117V116H175ZM187 117V120H186ZM13 118V119H12ZM62 120H61V119ZM77 118V119H76ZM80 118V119H79ZM85 118V119H84ZM87 118V119H86ZM109 118V120H108ZM120 118V119H119ZM154 118V119H155ZM189 118V119H188ZM191 118V119H190ZM233 118V117H231ZM256 120H254V119ZM260 118V119H259ZM58 119V120H55ZM79 119V120H78ZM82 119V121H81ZM105 119V120H104ZM111 119V120H110ZM123 119V118H122ZM134 119V120H133ZM262 119V120H261ZM5 120V121H4ZM71 123L70 125L69 122ZM91 122H90V121ZM115 120H117V122H115ZM258 120H260L258 122ZM17 121V122H16ZM56 121V122H54ZM62 123H60V122ZM67 123H66V122ZM79 121V122H78ZM85 121V122H84ZM89 121V122H88ZM112 121L114 123H112ZM139 121V122H138ZM141 121V122H140ZM177 121V122H176ZM182 121H185L184 123H182ZM8 122V123H7ZM66 124H64V123ZM77 122V123H76ZM173 120L171 121V124L173 125L174 123H172ZM254 122H258L255 123ZM5 123V124H4ZM74 124V126H72ZM91 123V124H90ZM118 123V126L115 124ZM170 123V122H169ZM179 123V124H178ZM88 124V126H87ZM90 124V125H89ZM93 124V125H92ZM103 124V125H102ZM113 124H115L113 126ZM258 126H257V125ZM3 125V127H2ZM9 125V126H8ZM14 127H13V126ZM65 125V126H64ZM113 127H112V126ZM135 125V126H134ZM138 125V126H136ZM147 125V124H146ZM171 125V126H172ZM7 126V127H6ZM72 126V127H70ZM95 126V127H94ZM106 126V127H105ZM175 126V124H174ZM256 126V127H255ZM74 127V128H73ZM82 127V128H81ZM84 127V128H83ZM94 127V128H93ZM105 127V128H104ZM108 127V128H107ZM113 129H111V128ZM117 127V128H116ZM142 127V128H141ZM147 127V126H146ZM170 127V125L168 126ZM179 127H184L179 125ZM6 128V129H5ZM69 128V129H68ZM80 128V129H79ZM91 129L90 131L88 129ZM97 130H96V129ZM101 128V129H100ZM110 128V131H109ZM116 128V130H115ZM134 128V129H133ZM173 128V126H172ZM17 129V130H16ZM22 129V130H21ZM68 129V130H67ZM107 129V130H106ZM124 129V130H123ZM138 129V130H137ZM139 129H141V131H139ZM171 129V128H170ZM12 130V131H11ZM67 130V131H66ZM73 130V131H72ZM95 130V131H94ZM101 132H99V131ZM104 130V131H103ZM113 130V131H112ZM119 130V131H118ZM121 130V133H120ZM20 131V133H19ZM87 131V134H86ZM98 131V133H97ZM103 131V132H102ZM107 131V133H106ZM136 131V132H134ZM161 131V133H159ZM164 131H166L164 129ZM15 134V136H12ZM19 134H18V133ZM68 132V133H67ZM96 132V133H95ZM123 132V133H122ZM138 132V134H137ZM262 132V131H261ZM85 133V134H84ZM90 133V134H89ZM118 135H116V134ZM125 133V135H124ZM136 133V134H135ZM140 133V134H139ZM218 133H221L223 135L218 136ZM264 134V132H262ZM10 134V135H9ZM70 134V135H69ZM72 134V135H71ZM85 136H84V135ZM100 134V136H99ZM135 136H134V135ZM152 134V135H151ZM157 134L160 136L161 139H159V137L157 136ZM234 134V135H233ZM261 134V135H260ZM6 135V136H5ZM19 135H23L22 137ZM104 135V136H103ZM107 135V136H106ZM215 135L217 137H215ZM247 135V136H246ZM223 136V137H222ZM232 136V137H231ZM87 137V138H86ZM99 138V140L97 139ZM101 137V138H100ZM108 137V139L106 138ZM110 137L114 140L112 141V139H110ZM138 137V139H137ZM154 137V138H153ZM167 137V135H166ZM185 137V138H184ZM196 137V138H194ZM214 137L216 138L214 140ZM218 142H216V140L218 139ZM241 137V138H240ZM94 138V139H92ZM133 138V140H132ZM156 138V139H155ZM185 139V142L183 141ZM187 138V139H186ZM225 138V139H224ZM228 138V139H227ZM235 138V139H234ZM254 138V139H253ZM263 138V140H262ZM16 139V140H14ZM77 139V140H76ZM126 139V140H125ZM203 139V141H202ZM209 139V140H208ZM222 141H221V140ZM237 139V140H236ZM259 139V140H257ZM4 140V141H3ZM13 140V141H12ZM51 140V141H49ZM54 140V141H53ZM57 140V142H55ZM92 140V141H91ZM95 140V142H94ZM128 140V141H127ZM139 140V141H138ZM17 141V142H16ZM40 141V142H39ZM72 141V142H71ZM111 143H108V142ZM122 141V142H121ZM202 141V142H200ZM211 141L213 143L216 144H211ZM220 141V142H219ZM252 141V142H251ZM37 142V143H35ZM51 143L56 145L57 149L59 151L60 154H62V159L60 161L61 166L59 165V169L63 170V174H65L64 176L68 179V182L70 185H68V183L64 180V177L62 178V185H60L59 187L57 185H54L57 183L54 182L53 180L49 179V178H44V177H38L37 175V170H39V167H43L44 164L47 165L48 162H50L51 160L48 161V159H50L52 157V153L48 152L47 149L50 148H46L47 145L49 146V144L47 143ZM70 142V143H69ZM74 142V143H73ZM82 142V143H80ZM114 142V143H113ZM117 142V143H116ZM167 142V140H166ZM193 142V143H192ZM198 144H197V143ZM223 142V144H222ZM231 142V143H230ZM255 142V143H254ZM39 143V144H38ZM43 143V144H41ZM60 143V144H59ZM70 146H68V144ZM79 143V144H78ZM94 143V144H92ZM135 143V144H134ZM138 143V144H137ZM201 143V144H200ZM220 143V144H219ZM236 143V144H235ZM238 143V144H237ZM250 143V144H249ZM36 144V146H35ZM38 144V145H37ZM45 144V145H44ZM58 144V145H57ZM75 144V145H74ZM79 146H78V145ZM92 144V145H91ZM119 144V145H118ZM186 144V145H187ZM33 145V146H32ZM42 145V146H41ZM73 145V146H72ZM81 145V146H80ZM85 147H84V146ZM134 145V146H133ZM137 145V146H136ZM140 145V146H139ZM150 145V146H149ZM209 145V146H208ZM216 145V146H215ZM237 145V146H236ZM259 145V146H258ZM44 146V147H43ZM83 146V147H82ZM233 146V147H232ZM35 147V148H34ZM41 147V148H40ZM55 147V148H56ZM140 147V149H139ZM151 147V148H150ZM207 147V148H206ZM217 147V148H216ZM232 147V148H230ZM46 148V149H44ZM60 148V149H59ZM67 148V149H65ZM114 148V149H113ZM116 148V149H115ZM150 148V149H147ZM35 149V151H34ZM92 149V150H91ZM137 149V150H136ZM229 149V150H228ZM234 149V150H233ZM241 151H240V150ZM14 150V151H13ZM38 150V151H37ZM43 152V154L41 153V151ZM89 150V151H88ZM113 150V151H112ZM149 150V151H148ZM17 152L16 154H23V156H27L29 155V160H23L19 166V168L21 167V170H19V172L22 174H27L24 175L26 176L24 179H20V181L24 180V182H20L23 184H19V180L16 182L15 178H9V172L4 171L5 170V163L7 158L10 156V152ZM32 151L34 153H32ZM37 151V154L35 155ZM40 151V152H39ZM47 151V152H46ZM82 151V152H83ZM118 151V152H117ZM121 151V152H120ZM123 151V153H122ZM137 151V152H136ZM140 151V152H139ZM217 151V152H216ZM226 151V152H225ZM232 151V152H231ZM263 151V152H262ZM22 152V153H19ZM146 154L144 155L143 154ZM151 152V154H150ZM27 153V155H26ZM51 153V154H48ZM84 153V154H85ZM114 153V154H113ZM148 153V154H147ZM230 153V154H229ZM231 153L234 154V156H236V160L235 163L234 162H230L229 163V156L231 155ZM236 153V154H235ZM242 153V155H241ZM9 154V155H8ZM117 154V155H116ZM135 154V155H134ZM246 154V155H245ZM40 155V156H39ZM46 157H44V156ZM94 155V156H93ZM210 155V156H209ZM32 156V157H31ZM34 156V157H33ZM39 156V157H37ZM106 156V154H105ZM125 158H124V157ZM187 156V157H186ZM219 156V157H218ZM228 156V157H227ZM28 157V156H27ZM26 157V158H27ZM65 157V158H64ZM146 157V158H144ZM238 157V158H237ZM37 158V159H36ZM43 158V159H42ZM136 158V159H135ZM224 158V159H222ZM249 158V159H248ZM46 159V160H45ZM67 159V160H64ZM98 159V160H96ZM102 159V160H103ZM140 159V160H139ZM211 159V160H210ZM215 159V160H213ZM228 159V160H227ZM39 160V161H38ZM43 160V161H42ZM117 160V161H116ZM123 160V161H122ZM134 160V161H133ZM249 160V161H247ZM29 161V162H28ZM69 161V160H68ZM121 163H120V162ZM127 161V162H126ZM203 161V162H204ZM218 161V162H217ZM220 161V162H219ZM32 162V164H31ZM40 162L44 163V164H40ZM47 162V163H45ZM67 164H65V163ZM117 162V163H116ZM39 163V164H38ZM53 163V162H52ZM51 163V164H52ZM102 163V161H101ZM100 163V164H101ZM140 163V164H139ZM183 165H182V164ZM214 163V164H213ZM247 163V164H246ZM262 163V164H261ZM50 166L51 164L48 163ZM64 164V165H63ZM104 164V162L102 163V165ZM104 164V165H105ZM186 164V165H185ZM210 164V165H209ZM213 164V165H212ZM217 164V165H216ZM232 164V165H231ZM39 165V166H38ZM41 165V166H40ZM47 165V166H49ZM63 165V166H62ZM114 165V166H113ZM185 165V166H184ZM250 165V166H249ZM25 166V167H24ZM36 166V167H35ZM49 166V167H50ZM54 165L52 164L51 167H53ZM65 166V167H64ZM120 166V167H119ZM147 166V165H145ZM208 166V167H207ZM227 166V167H226ZM35 167V168H34ZM38 167V168H37ZM64 167V168H63ZM141 167V169H140ZM181 167V168H180ZM185 168V169H182ZM187 167V169H186ZM229 167V168H228ZM4 168V170H3ZM37 168V170H36ZM109 168V169H108ZM248 168H249V172H248ZM2 169V170H1ZM114 169V170H113ZM167 169V170H166ZM182 169V170H181ZM36 170V171H35ZM178 170H181L180 172ZM184 170V171H183ZM233 170V171H232ZM122 171V172H121ZM179 173H178V172ZM193 171V172H192ZM206 171V172H204ZM209 171V172H208ZM230 171V172H229ZM27 172V173H26ZM68 172V173H67ZM173 172V173H172ZM176 172V173H175ZM190 172V173H188ZM196 172V169H195ZM204 172V173H203ZM224 172V173H223ZM247 172V173H246ZM32 173V174H31ZM71 173V174H70ZM175 173V174H174ZM193 173V174H192ZM208 173V174H207ZM231 173V174H230ZM6 174V175H5ZM31 174V175H30ZM69 174V176H68ZM120 174V175H119ZM173 174V175H172ZM180 174V175H178ZM189 176H188V175ZM225 174V175H224ZM230 174V175H229ZM187 175V176H186ZM192 175V176H191ZM204 177H203V176ZM244 175V176H243ZM144 176V177H143ZM162 176V177H161ZM165 176V177H164ZM172 176V177H170ZM174 176V177H173ZM191 176V177H190ZM194 176V177H193ZM209 176V177H208ZM213 176V177H212ZM237 176V177H236ZM71 177V178H69ZM73 177V178H72ZM132 177V178H131ZM134 177V178H133ZM174 180V182L170 179ZM184 177V178H181ZM200 177V178H199ZM228 177V178H227ZM233 177V178H232ZM246 177V178H245ZM7 178V179H6ZM124 178V179H123ZM137 179L140 178V180L142 181L143 184L145 185H141L143 186L142 188L139 187V184H132V182H136ZM181 178V179H180ZM188 180H187V179ZM207 178V181H206ZM26 179V180H25ZM33 181H32V180ZM35 179V180H34ZM75 179V178H74ZM119 179V178H117ZM158 179V180H157ZM165 179V180H164ZM180 179V180H179ZM184 179V180H183ZM190 179V180H189ZM192 179V180H191ZM214 179V180H213ZM238 179V180H237ZM247 179V180H246ZM262 179V180H261ZM29 180V181H27ZM38 182H37V181ZM41 180V181H40ZM44 180V183H43ZM47 180V181H46ZM63 180L66 182V187L65 185L63 186V184H65V182H63ZM131 180V181H130ZM155 180V181H154ZM178 180V181H177ZM184 182H183V181ZM186 180V181H185ZM195 180V181H194ZM198 180V181H197ZM200 180V181H199ZM204 182H203V181ZM25 181L27 186L29 185V187H27L25 185ZM31 181V182H30ZM35 181V182H34ZM46 181V182H45ZM54 183H53V182ZM168 181V182H165ZM190 183V185L186 184V186L182 184L183 183ZM257 181V182H256ZM13 182V183H12ZM28 182V183H27ZM32 183V186L29 184ZM40 182V183H39ZM52 182V183H51ZM131 182V183H130ZM162 182V183H161ZM164 182V183H163ZM170 182L169 186L168 183ZM177 182V183H176ZM179 182V183H178ZM181 182V183H180ZM193 182V183H192ZM197 182V183H196ZM209 184H208V183ZM214 184H213V183ZM236 182V183H235ZM243 182V183H242ZM34 183V184H33ZM40 185H37V184ZM49 183V184H48ZM126 183V184H125ZM129 183V184H128ZM149 183V184H148ZM167 183V184H166ZM212 183V184H211ZM233 183V184H232ZM13 184V185H12ZM51 184V186H50ZM120 184H123L120 185ZM155 184V185H154ZM158 184V185H157ZM164 184V185H162ZM180 184V185H179ZM196 186H195V185ZM202 184V185H201ZM205 184V185H204ZM232 184V185H231ZM238 184V185H237ZM240 184V185H239ZM263 184V185H262ZM22 185V186H21ZM138 188V190L136 189V191L133 190H129L130 188ZM200 185V187H199ZM21 186V187H20ZM24 186V187H23ZM31 186V187H30ZM53 186H57L55 188H53ZM72 186V187H70ZM119 186H121L120 188H118ZM132 186V187H131ZM175 186V187H174ZM177 186V187H176ZM180 186V187H179ZM182 186V187H181ZM207 186V188H206ZM212 186V187H211ZM242 186V187H240ZM26 187V188H25ZM36 187V188H35ZM68 187V188H67ZM155 187V188H154ZM210 187V188H209ZM232 187V188H231ZM241 190H238V188ZM6 190H5V189ZM14 188V190H13ZM38 188V190H37ZM42 190H40V189ZM59 188V189H58ZM63 188V190H62ZM68 192L67 191V189ZM157 188V189H156ZM172 188V189H171ZM178 190H177V189ZM182 188V190H181ZM198 188H200V190L198 191ZM204 188V189H202ZM32 189H34L33 191H31ZM53 189V190H51ZM61 189V191H60ZM95 189V188H94ZM119 189V190H117ZM126 189V191H125ZM173 191V193L171 194L170 192L166 191ZM180 189V190H179ZM16 190V191H15ZM44 190L46 191V193H43L45 196H43V194L41 192H44ZM50 190V191H49ZM56 193H55V191ZM57 190H59L57 192ZM73 192H72V191ZM153 190V191H152ZM189 190V191H188ZM197 190V191H196ZM205 190V191H204ZM223 190V191H222ZM236 190V193H235ZM238 190V191H237ZM41 191V192H40ZM65 193H64V192ZM67 191V192H66ZM105 191V190H104ZM121 191V192H120ZM178 191V192H177ZM195 191V192H194ZM262 191V192H261ZM41 194H39V193ZM54 192V193H53ZM124 192V193H123ZM127 192V193H126ZM140 192H142L140 194ZM150 192V193H149ZM153 192V193H152ZM156 192V193H155ZM159 195H158V193ZM162 192V193H160ZM200 192V193H199ZM240 192V193H239ZM20 198H16L15 200H12V197H17V195ZM32 193V194H31ZM36 193V194H35ZM52 193V194H51ZM57 193H60L59 195H57ZM64 193V196L63 194ZM71 193V195H70ZM74 193V196L72 195ZM139 193V195H138ZM145 193L147 195H145ZM164 193V194H163ZM170 193V194H169ZM192 193V194H191ZM193 193L195 196H193ZM198 193V194H195ZM207 193V194H206ZM259 193V194H258ZM50 196H48V195ZM55 194V195H54ZM149 194V195H148ZM153 194V196H152ZM157 194V195H155ZM180 194V193H179ZM186 196L184 197L183 196ZM190 194V195H189ZM236 194V195H235ZM243 194V195H242ZM11 195V196H10ZM15 195V196H14ZM40 195V197L38 196ZM138 195V196H137ZM170 195V196H169ZM34 196V198H33ZM55 196V197H52ZM59 196V197H57ZM70 196V197H69ZM125 196V197H124ZM133 196V197H132ZM135 196H137L138 199H136V201L134 202V199L136 198ZM144 198H143V197ZM153 198H152V197ZM165 196H169V197H165ZM191 197L188 201V197ZM193 196V197H192ZM243 196V197H242ZM36 197V199H35ZM44 197V198H43ZM48 197V198H47ZM52 197V198H51ZM73 197V198H72ZM116 197V198H115ZM132 197V198H130ZM157 197V198H156ZM161 197V198H160ZM201 197V198H198ZM206 197V198H205ZM222 197V198H221ZM45 198H47L45 200ZM58 198V199H57ZM114 198V199H113ZM128 198V199H127ZM130 198V199H129ZM142 198V199H141ZM150 198V199H149ZM152 198V199H151ZM159 198V200H158ZM166 198V199H164ZM230 198V199H229ZM238 198V200H236ZM19 201H16V200ZM24 199V200H23ZM34 199V200H33ZM49 199V200H48ZM56 199V200H55ZM156 199V201H155ZM200 199V200H199ZM244 199V200H242ZM28 200V201H27ZM36 200V201H35ZM68 200V201H66ZM129 200V201H128ZM131 200V201H130ZM187 200L186 203H184ZM195 202L197 201V203H191V202ZM211 200V201H209ZM241 200V201H240ZM248 200V201H247ZM16 201V202H15ZM45 201V202H44ZM133 201V202H132ZM146 201V202H147ZM161 201V202H160ZM203 201V202H202ZM21 202V203H20ZM31 202V203H30ZM44 202V203H43ZM156 202V203H155ZM191 204H190V203ZM212 202V203H210ZM218 202V203H217ZM237 204H236V203ZM10 207H9V205ZM20 203V205L18 204ZM37 203V204H36ZM47 203V204H46ZM129 203V204H127ZM184 203V204H183ZM200 203V204H199ZM253 203V204H252ZM25 204V205H24ZM39 204V205H38ZM46 204V205H45ZM68 204V205H67ZM71 206H70V205ZM185 204H187L188 206H184ZM190 204V205H189ZM196 204V205H194ZM236 204V205H235ZM248 204V205H247ZM17 205V207H15ZM22 205H24L22 207ZM48 205V206H47ZM135 205V206H134ZM138 205V204H137ZM194 206V207H190V206ZM243 205V206H242ZM13 206V207H12ZM20 206V207H19ZM45 206V207H44ZM69 206V207H68ZM122 208H121V207ZM236 206V207H235ZM253 206V207H252ZM8 207V208H6ZM120 207V208H119ZM189 207V208H187ZM10 208V209H9ZM12 208V209H11ZM16 208V209H15ZM27 208V209H26ZM41 208V209H40ZM136 208V209H135ZM235 208V209H234ZM250 208V209H249ZM15 209V211L13 210ZM19 209V210H18ZM38 209V210H37ZM134 209V211H133ZM196 209V210H195ZM239 209V210H238ZM9 210H13L12 212H10ZM28 210L30 212H28ZM191 210V211H190ZM194 210V211H193ZM17 211H20L17 213ZM188 211V212H187ZM237 211V212H236ZM2 212V213H1ZM15 212V213H14ZM233 212V213H232ZM248 212V213H247ZM13 213V214H11ZM17 213V215H16ZM142 214V213H141ZM192 214V215H191ZM236 214V215H235ZM12 215V216H11ZM191 215V216H190ZM235 218H234V216ZM189 216V217H188ZM231 216V217H230ZM13 217V218H12ZM11 218V219H10ZM250 218V219H249ZM9 221H8V220ZM195 219V220H194ZM6 220V221H5ZM182 220V221H181ZM235 220V221H234ZM5 223H4V222ZM195 222V223H194ZM238 222V223H237ZM9 225V226H8ZM198 225V226H197ZM10 226H12V228H10ZM238 226V227H236ZM183 227V228H182ZM202 227V228H201ZM206 227V228H205ZM4 228V229H3ZM18 228V229H17ZM185 228V229H184ZM210 228V229H209ZM216 228V229H215ZM16 229V230H13ZM21 229V230H20ZM196 229V230H195ZM237 229V230H236ZM176 230V231H175ZM206 230V231H205ZM212 230V231H211ZM215 230V231H214ZM218 230V231H217ZM233 232H232V231ZM33 231V232H32ZM164 231H166V229H164ZM186 231V232H185ZM205 231V232H204ZM208 231V232H207ZM214 231V232H213ZM222 231V232H221ZM263 231V232H262ZM18 232V233H19ZM31 232V233H29ZM28 232V238H31L32 241H35V239L33 238H37L33 237L34 235H37L36 230L32 227V229ZM212 232V233H211ZM229 232V233H228ZM180 233V234H179ZM187 233V234H186ZM201 233V234H200ZM216 233V234H215ZM221 233V234H220ZM34 234V235H33ZM166 234V232H165ZM171 234V235H172ZM177 234H179L177 236ZM186 234V235H185ZM194 234V235H193ZM213 234V235H212ZM224 236H223V235ZM31 235V236H29ZM203 235V236H202ZM206 235V236H205ZM215 235V237H214ZM228 235V236H227ZM1 236V235H0ZM200 236V237H199ZM233 236V237H231ZM161 237V235H160ZM177 237V238H176ZM188 237V238H187ZM192 237V238H191ZM205 237V238H204ZM27 238V240H29ZM161 238V239H162ZM182 238V239H181ZM185 238V239H184ZM218 238V239H217ZM231 238V239H230ZM234 240H233V239ZM30 239V240H31ZM165 239V241H164ZM230 239V240H229ZM182 240V241H181ZM194 240V241H192ZM196 240V241H195ZM205 240V241H204ZM232 240V242H231ZM167 241V242H166ZM176 241V242H175ZM181 241V242H180ZM190 241V242H188ZM216 241V242H215ZM218 241V242H217ZM223 241V242H221ZM225 241V242H224ZM4 242L2 238H0V245L4 246ZM114 242V243H113ZM170 242V243H169ZM236 242V243H235ZM114 244V245H113ZM117 244V245H116ZM120 244V243H119ZM161 244V243H160ZM163 244V243H162ZM197 244V245H196ZM113 245V246H112ZM112 247H118V243H116L115 240L112 241L111 244ZM120 246V245H119ZM167 246V247H166ZM176 247V248H175ZM182 247V248H181ZM29 251L33 252L34 248L31 246L29 247ZM120 248V247H119ZM119 248H117L119 250ZM167 248V249H166ZM194 248V249H193ZM223 248V249H222ZM228 248V249H227ZM237 248V250H236ZM115 250H117L116 248H114ZM163 250L166 251V253L163 252ZM237 251V252H236ZM240 251V252H239ZM236 252V253H235ZM165 254V255H164ZM238 254V256H237ZM194 255V256H193ZM224 256V257H223ZM237 256V257H236ZM125 257V256H124ZM127 257V256H126ZM125 257V258H126ZM164 257V258H163ZM167 257V258H166ZM194 257V258H193ZM211 257V258H210ZM130 258V257H128ZM231 258V260H230ZM237 262H236V259ZM163 259V262H162ZM168 259V260H166ZM192 259V260H191ZM228 259V260H227ZM130 260V262H132L131 260L134 259H127ZM155 260V261H156ZM187 260V261H186ZM200 261V262H199ZM128 262V263H130ZM157 262V261H156ZM133 263V262H132ZM130 263V264H132ZM134 264V263H133ZM157 264V263H156Z\"/></svg>", "mask_w": 264, "mask_h": 264}]
</instances>
